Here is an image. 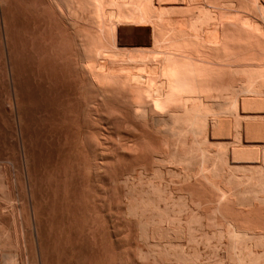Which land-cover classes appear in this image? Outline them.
<instances>
[{
  "label": "rangeland",
  "instance_id": "obj_1",
  "mask_svg": "<svg viewBox=\"0 0 264 264\" xmlns=\"http://www.w3.org/2000/svg\"><path fill=\"white\" fill-rule=\"evenodd\" d=\"M34 1L36 2V3H34ZM51 1H53V2H51ZM78 1V3H84V5H88V6H84L85 8H86V11H87V13H86V11H85V14H87V15H89V16H91L92 18H93V20L95 19L96 20V18H97V16H98V14L99 13H102L107 7H108V5H107V7H106V4H107V2H103L102 0H100L102 3V9H103V11H102V9L100 10L101 12H99V8H101L98 4L100 3H98V0H97V4L95 3V1L94 0H81V2H79L80 0H77ZM88 1V2H87ZM92 2V4H91V7L93 8V9H90L91 7L89 6L90 5V3ZM108 1V0H107ZM132 1V0H131ZM142 1V0H141ZM144 2H146L145 0H143ZM148 2H146V3H144V2H137L136 0L135 1H132L131 3H140L139 5H143L144 6V4H145V7L147 8L146 10L143 8V6L142 7H140L139 5H137L136 7H137V9L140 7V8H142V10L143 11H146L147 12V10H150L149 8L150 7H154V8H152L153 10L155 9V6H156V2H155V0H153V2H154V4L152 5L151 3H153V2H151L150 0H147ZM150 1V2H149ZM38 2H40V3H38ZM43 2H45V0H42V1H40V0H0V213H1V210L2 209H4V206H5V208L7 207V209H5L7 212H8V214H9V216L12 214V216L14 215V214H16V209L17 208H15V204L17 203H15L14 201V199L13 198H11V197H9V194L10 193H12V192H14V188H16V190H17V193H20L19 195H22V193L20 192V190L19 189H21L22 188V185H23V182H25L26 183V179H25V176H26V174L25 173H28V180H29V184L31 185V187H30V191H32V195H34L33 196V198L35 197V198H37L38 200L37 201H41V199H42V203L44 202L43 200H45V202L47 203V201H49V204H46L45 202V205H50L49 207H51L52 208V206H53V208L56 210H54L55 211V213H57V215H59L58 213L59 212H61L60 213V215L62 214H64L65 215V213L61 210H59V207L61 206L62 207V204H64V206H65V208L64 207H62V209H64V211L67 213V209L69 208L68 206H66V205H69L70 206V204H69V202L71 203L73 200H74V198L75 197H77V198H79V196L81 195L82 197H83V195H84V197H83V199H84V203H82L83 205H80V203L82 202V198H81V201H80V199L78 200L79 202H76V200H77V198H75L76 200H74V202L71 204V206L73 205V204H75V202H76V207H77V205L80 207V209L78 210V212L80 213L83 209H85V208H87L85 211H87L86 212V214H85V216L87 217V220H90L92 217H94V216H92V215H95L96 217H94V219L96 218L97 219V217L99 218V219H97V220H99V221H96V223L98 222H100V220H101V222H100V224L101 225H99V224H97V226H100V228H98V229H100V233H99V235H97V233L99 232L98 231V229H97V226H96V223H95V220H94V224H95V226H94V224H92V222L91 221H89V222H91V225L92 226H94V228L92 227V231L94 230H97V231H95L94 233H95V235H93L92 233L93 232H91V225H90V227L88 226V225H86L87 223H84L85 225H86V228L88 227L89 229H90V232H91V234H89L90 236H96L97 235V237H94V241L90 238V236L87 234V233H89V230H87V232L85 233L84 232V234L85 235H83V233H82V235L84 236L83 238H81L82 236H80L81 234L80 233H74V230H75V228H73L74 230H72V226L73 227H76V229L77 228H79V229H81L80 230V232H83L84 230H82V229H84V227L83 226H85V225H83V223L80 221L79 222V220H81V219H77L76 221L78 222V224L80 223L81 225H83L81 228H80V226L81 225H79V227H77L78 225H77V223H76V221H75V219H74V222H75V225L76 226H74V224L71 222H69L68 221V219H70V218H68L67 219V221L69 222V224H71L70 225V227H68L67 225H69V224H67L66 222H65V220H66V218L68 217V215L71 217V219L70 220H73V218L76 216V214L74 213V211L76 210L75 208H74V211H73V213H74V217L72 218V214H67V217H66V215L64 216L63 215V217H65V220L64 219H62L61 220V222H64V227L62 228V226H61V224H60V226H61V228H62V232L64 233V232H67L68 233V236L67 235H64V234H62V232H60V234H61V236L60 235H58L59 234V231H60V226H59V223H61V222H59L57 225H58V229L59 230H56L55 232H57V233H55V232H53L52 230H55V228L57 227V225L56 226H54V228L53 229H51V226H53V225H55L54 223H52L54 220H55V217H54V215H56L55 213H53V214H51L50 213V215L52 216L53 215V217H54V220H52V222L51 221H49L50 220V218L52 219V217L50 216L49 217V219H47L48 217H47V215H48V213H46L44 216L45 217H47V218H45V217H43V218H40L41 219V221H42V219H43V221L47 224V226L48 227H46L45 228V230L48 228V230H49V232L50 231H52L51 232V234L50 233H48V234H46L45 235V232L40 228L42 225H41V223H43V222H40V224H39V232H40V236H41V234H43L41 237V239H42V242H45L46 243V248L49 246L50 248H52V246L54 247L55 245L56 246H58V247H60V245H61V243L63 242V241H66V242H63V243H67L68 242V244H66V246L68 245V246H72L71 244H70V241H72L73 240V238H74V236H76V235H72V233H74V234H77V236H76V238H77V240H82V241H86L85 243H87V244H83L82 242H80V248H82V250L79 248V242L76 240L75 241V239L73 240L74 241V243L73 244H75V245H73L74 247H76V248H74L73 246H72V248L70 249V248H67L66 249V253H64V249L66 248L65 247V244H63L64 245V249H63V247L61 248V249H58V247H57V249L54 247V248H52L51 250H49V251H51V252H53V251H55L53 254H55L58 250H59V252H57V253H60L61 252V254L63 255V254H66V255H68V254H70V253H72L73 251V253L75 254H80L79 256H80V259L82 258V256L84 255V254H86V253H88V254H86L87 255V257H84V259L85 258H87V259H85V262H87V264H91L93 261H94V259H91V256H89V255H92V257L93 258H95V256H96V259L98 258L99 260H100V258H101V260L100 261H98V260H96L95 259V261H97L98 262V264H99V262H102V263H100V264H218L219 263V260H220V263H222V261H223V263L224 264H229L228 262H229V257H225V255H226V253H222L223 251L224 252H230L229 250H225L226 248H228V249H231L230 248V245L228 246V240H227V238L226 237H224L220 242H217L215 239L214 240H212L211 241V243H210V245H211V247H210V245L208 244L207 246L208 247H206V245H200L201 243L199 242V243H188L187 241H186V239H178V240H180V241H173L174 243L171 245V247H166L167 249H165L166 251H164L165 252V254L166 253H168V252H170V251H172V252H170V253H168L167 255H165V254H163V256H165V257H163V256H160L161 257V260L159 259V257L158 258H156V260L154 259L155 257H153L152 256V254L154 253V252H157V251H154V250H156V248H152L153 250H152V252L150 251L151 250V248H150V246L148 245V243L147 242H145V240H147V238H146V236H145V226H144V228L142 227L143 225H139V223L138 222H140L141 220L142 221H145L144 219H145V217H143V219H141L140 217H142V216H137V217H135V219H134V216L132 217V215H130V218H129V215L127 214V211H126V209L124 210V208H126L125 207V205L127 206V202H128V205L129 204H133L132 202H130V201H127V200H132V198H134V197H136L135 198V200H137L138 198H137V196L135 195V194H137V191H136V193H134V195H132V198H131V195L130 194H132V191L131 190H133V189H130V187H129V190L130 191H127V194L128 195H126V193H125V190H127L128 189V187L126 188V187H120V185L121 186H124L123 185V183H120V182H124V179L125 180H129V179H133V177H134V179L136 180V179H138V177L140 178V175L143 177H147V179H149V180H153L154 178H156V179H154V181H152V182H154L155 183V181H156V183L157 184H159V182L161 181L162 182V184H164V185H168V189L169 190H171V189H173V190H171V192L173 191V192H175V195L173 194V192H172V196H173V198H174V196H175V201L177 202L179 199L181 200H183V201H186V203H184L186 206H188V204H189V206L187 207L188 208V210H193V211H190V212H193L194 214H196V215H198V214H202V213H205V215L208 213V216H210V214L209 213H211V216H213L214 218H215V216L213 215V213L214 212H224V213H228L229 215H238V213H239V215L241 214H246V215H252V214H256V216L255 215H252V216H255V217H257V215H258V217L259 216H263L264 215V190H262L263 189V184H259L258 182H254L255 184L253 185V186H250V185H252L253 184V181H250V182H252V183H250V185L248 186H245L244 184L245 183H241V182H246V181H248V180H246L249 176L248 175H250L251 174V172L252 171H255V170H252V168H250L249 167V169H251L252 171H248L247 169H245L247 166H252V165H250V164H245V163H241V164H236V163H232V162H230V160H228L229 159V155L227 154L228 153V149L232 146V145H238V144H241L242 143V140H245V139H247V137H246V135L243 133V131H242V124H248V122H251V124H255V125H258V126H262L261 124H263V126H262V128L264 127V113H262L264 110L263 109H260L261 107H260V104L259 105H257L258 107H259V110H258V113L259 112H261L260 114H258V113H256V114H253V113H255L254 111H256L257 112V110L255 109V107L256 106H254V108L252 109L253 110V112L251 111V112H249L250 111V109H251V107H245L246 109H245V111L246 112H243V111H240L239 110V107H238V105L236 106V101L238 100V99H240V98H242V96H239V95H242V92H244V87H243V85L242 84H244L243 82H244V80H245V76L243 75V72H242V68H240V67H237L236 69H235V67H233V68H229V71H228V69L227 70H225L226 71V73H224L223 72V76L221 77L220 76V78H218L217 77V79H214V81L211 83V84H209L208 86H206L205 84H200L199 85V83H198V81H197V79L195 78V76L193 75V74H191V73H187V71L189 72V69L187 70L186 68H187V65H184V66H186V68L184 67V69H185V72H182V71H184V69H180V70H178L177 68H176V70H175V68H173L174 66L175 67H178L179 68V66H178V64H177V66H176V64L174 65V66H172V63H170V59H172V61H174V57H176L177 58V56H171L170 55V57H172V58H169V57H167V58H169V59H165L164 58V60L166 61L167 60V62L169 61V64L168 63H166L164 60L163 61H161L162 59H161V57H159L158 59H160V60H156V57H158V56H156V55H158V53L155 51L156 49H154V50H152V51H155L154 53H156V54H154L153 52L151 53V54H142V53H140V55H143L142 57L143 58H145V57H147L148 55H152V54H154L153 56L155 57V61H160L163 65H164V62H165V64L167 65L168 64V66H167V68H169L168 70H169V72H167V68H166V65H164V68H163V70H162V72L163 71H165V72H167L170 76L169 77H167L168 75H166L165 76V74H167V73H162L161 71H160V69H159V67H157V65L158 66H161L162 67V65L160 64H158V62H156L157 64H155V61H154V64H155V66L158 68V69H156V67H154V64L151 66V64H152V58L151 57H153V56H151L150 58H148L149 60H148V63H149V65H150V69H149V72L148 71H146V70H144V71H146L147 73H149L150 74V76H149V79H150V77L152 76L153 78H151L152 79V81H151V79H150V81H151V83H152V85L155 83V81H156V85L154 84L153 86L151 85V83H150V81H149V79H148V77H147V79H148V81L146 80V77H145V85H146V83L148 82V84L147 85H149L150 84V86H148L149 88H143V86H142V84H140L139 86H136V87H139L140 89H136V87H135V85L134 86H132V87H134V88H132V87H130V89H128V88H126V87H109L108 88V86H104L105 88L107 87L108 88V90L107 89H105L104 87L103 88H101V91L103 90V93L105 92V94H104V96L106 97H104L103 99H101L100 98V100L101 101H103L104 100V102L105 103H101V101L98 99V97L96 96L95 98H94V93L96 94V91H94L95 89H98V88H95L96 86L94 85H91V83H88V82H86V79H85V76L83 77V75H82V77H81V74H79V71H78V73H75V74H72V73H74L75 71H74V64H76L77 62H78V58H79V54L77 55L76 54V56H75V54H74V52L76 51V50H74L73 48H75V47H77V46H75V45H77V43L79 42V40H78V37H77V32L79 31V29L80 28H78L77 26H75V21H77V19H79V18H77V17H80L81 15V12L83 11V9H81V11L79 10L80 8H82V7H80V4H79V7H78V5H77V2H76V0H75V2H74V0H57V1H55V0H48V2H45L44 4H47V6L46 7H48V5H50V4H56V5H58V9H60V10H64L65 8L66 9H68V10H70L69 11V14L71 15V17L73 16L74 18H75V14H76V11H78L77 13L80 15V16H78V14H77V16H76V20L74 21V23L71 21V20H68V19H70L69 18V16H68V19H67V17L65 18V19H63V17H61L60 15L59 16H57V17H55V18H52V17H54V16H52L51 17V13L50 12H48V10H50V9H46V7H44L45 5L43 4ZM51 2V3H50ZM57 2V3H56ZM60 2V3H59ZM72 2H74V4H76V6H75V9L73 8L74 6L72 5ZM121 2V5L124 3V0H121V1H119V3ZM123 2V3H122ZM67 3H69V4H67ZM103 3H105V5L103 4ZM128 3V0L124 3V4H127ZM135 3V4H136ZM142 3H144V4H142ZM40 4V5H39ZM42 4V5H41ZM129 4V8H127L126 7V5H125V8L124 9H126L125 11H124V9H122L121 7H118L119 9H117V7H116V9H117V11L118 12H120V13H122L123 11V13L125 14V12L126 11H128L129 12V10L131 11V13H133L132 12V8H133V6L135 7V4H130V2L128 3ZM146 4H148V7H147V5ZM149 4H151L152 6H149ZM44 5V6H43ZM68 5H69V7H68ZM72 5V6H71ZM94 5H95V8H94ZM97 5V6H96ZM131 5H133V6H131ZM35 6V7H34ZM36 6H38V7H36ZM67 6V7H66ZM71 6V7H70ZM99 6V7H98ZM103 6L105 7V8H103ZM110 6V5H109ZM117 6H118V4H117ZM139 6V7H138ZM40 7V8H39ZM96 7H98V9L94 12V9H96ZM131 7V8H130ZM36 8V9H35ZM42 8H43V10H42ZM46 10H45V9ZM49 8V7H48ZM73 10H72V9ZM85 8H84V10H85ZM111 8V7H110ZM139 8V9H140ZM88 9V10H87ZM115 8H114V6H113V9H110L109 10V8H107L106 10H107V12H109V14L105 11V12H103V19H104V16L105 15H109V18L112 20L113 19V17L114 18H117L116 17V14L118 13L117 11V13L115 14V13H113V11L115 12V10H114ZM129 9V10H128ZM139 9H138V11H139ZM150 10V12L149 13H151V14H153V15H151L152 17L154 16V19L156 20V16H157V14L156 13H158L157 11H154V12H151V11H153V10ZM75 10V11H74ZM91 10V11H90ZM109 10V11H108ZM123 10V11H122ZM176 10V9H175ZM175 10H174V14H176V15H173V16H175L174 18L177 20V18H180L181 19V17H178V16H181V14H178V12L180 11V10H176V13H175ZM39 11V12H38ZM80 11V12H79ZM89 11H90V13H89ZM110 11H112V12H110ZM133 11H134V13L137 11H135L134 10V8H133ZM178 11V12H177ZM41 12H42V14H41ZM44 12H48L47 14L45 13L44 14ZM62 12V15L64 14V12L63 11H61ZM74 12H75V14H74ZM94 12V13H93ZM128 12H126V14H127V16L128 17H130V15H132V14H130V12H129V14H128ZM156 12V13H155ZM182 12V11H181ZM4 13V14H3ZM98 13V14H97ZM119 13V14H120ZM138 13V12H137ZM137 13H135L136 15H138L139 16V14H137ZM155 13V14H154ZM161 13V11L158 13V17L161 15L162 16V14H160ZM180 13V12H179ZM38 14H39V16H38ZM73 14V15H72ZM82 14H83V12H82ZM93 14V15H92ZM96 16H95V15ZM110 14H112V16H113V14L115 15V16H113V17H111V15ZM119 14L117 15V16H119ZM125 14V15H126ZM135 14H134V16H135ZM165 14L167 15V13H165V11H164V17L163 18H165L166 16H165ZM37 15V16H36ZM44 15H48L47 17L46 16H44ZM124 15V16H125ZM42 16H43V18H42ZM49 16H50V18H49ZM65 16V15H64ZM123 15L121 14L119 17L121 18ZM133 16V15H132ZM132 16H131V18H132ZM176 16H177V18H176ZM2 17V18H1ZM95 17V18H94ZM101 19H102V17L101 16H99ZM98 17V18H99ZM106 17V16H105ZM156 17V18H155ZM46 18V19H45ZM50 19V24H49V19ZM97 18V20L95 21V22H99L100 20V18L98 19ZM108 18V17H107ZM136 17H134V19H135ZM163 18H161L162 19V21L164 22V20L166 21V19H164L163 20ZM167 18V17H166ZM52 19H55V20H53L54 21V23H52ZM59 19V20H58ZM118 19V18H117ZM117 19H115L116 21H117ZM158 19V18H157ZM43 20V21H42ZM62 22H61V21ZM67 20V21H66ZM99 20V21H98ZM114 20V19H113ZM114 20V21H115ZM136 20V19H135ZM160 20V19H159ZM179 20V19H178ZM57 21V22H56ZM68 21H70V22H68ZM80 21V20H79ZM157 21V20H156ZM161 21V22H162ZM36 22V23H35ZM41 22V23H40ZM62 24H61V23ZM65 22V23H64ZM162 22V23H163ZM46 23V24H45ZM58 23V24H57ZM158 23H160V21H158V22H156V25H158V26H160V24H162V23H160V24H158ZM165 23V22H164ZM163 23V25H161L162 26V30H164V29H167V28H165L164 27V25L166 26V24H167V22H166V24H164ZM59 24L61 25V27H63L64 29H65V31L67 30L69 33L70 32H72L73 34H74V32H76L75 34H74V37L76 36V40H74L75 38L72 36V33H70V35L71 36H68L69 35V33L67 34V33H64V32H60L59 30H61V29H63V28H61V27H59ZM64 24H66V25H64ZM72 24H74V25H72ZM3 25V26H2ZM56 25V26H55ZM63 25V26H62ZM71 25V28L73 29L74 27L73 26H75V29L76 28H78L77 30H75V29H73V30H75V31H72V29L69 27L68 28V26H70ZM43 26H44V28H43ZM58 26V30H57V27ZM66 26V27H65ZM158 26H156L157 28H160V27H158ZM47 27V28H46ZM163 27H164V29H163ZM167 27H168V25H167ZM59 28H61V29H59ZM35 29V30H34ZM54 29V30H53ZM68 29H71V31L70 30H68ZM37 30V31H36ZM41 30H43L42 32H41ZM153 30H154V32L152 31V32H150L149 31V33L148 34H150V38H152V39H148L149 37H146V35H147V33H143V32H141L140 33V31L141 30H136V32L135 33H133L134 35H131V40L130 41H132V43H138V40H140L139 39V37L141 38V40L143 41V40H145L146 38V42H142V41H139V44L137 45V46H140V42H141V46H143V47H146L148 50L150 49V48H154V46H156V48H157V45H163L164 46V48H167L169 45H170V48H171V46H172V40H170L171 41V43H170V41H169V39L167 40L166 38H169V36L168 37H166L167 36V34L165 35V39H163L165 42H166V40H167V43H168V41H169V43H168V46H167V43H166V45H165V43H164V41H162V39H161V37L162 36H160L159 37V34H161V28L160 29H158V31H160V33L158 34V37H155V36H157V34L156 33H158V31H155L156 29L155 28H153ZM61 31H64V30H61ZM133 31H135V30H133ZM132 31V32H133ZM38 32V33H37ZM56 32V33H55ZM146 32V31H145ZM164 32H165V30H164ZM49 33V34H48ZM60 33V34H59ZM63 33V34H62ZM140 33V34H139ZM162 33H163V31H162ZM58 34V35H57ZM64 34H67V36H66V39H65V35ZM138 35V38L137 37H135V35ZM152 34H155V35H152ZM55 35V36H54ZM63 36V37H61V38H59L58 36ZM139 35H143V37H141V36H139ZM145 35V36H144ZM163 35V34H162ZM44 36H46V37H44ZM49 36V37H48ZM148 36V35H147ZM57 37V38H56ZM73 37V38H72ZM144 37H146L145 39H144ZM5 38H6V40H5ZM69 38V39H68ZM70 38L72 39V40H74V41H76L77 42V40H78V42L76 43H74V41H72V40H70ZM134 38H136V39H134ZM155 38H158V40H161L162 42H163V44L160 42H156V41H154L155 40ZM160 38V39H159ZM47 39V40H46ZM54 41H53V40ZM57 39H58V42H57ZM62 40V42H60L61 40ZM64 39H65V41L66 42H64ZM68 39V40H67ZM134 39V40H133ZM60 40V41H59ZM151 40V42H149ZM56 41V42H55ZM137 41V42H136ZM47 42H49L50 44H48ZM65 44H64V43ZM69 42H73L72 43V45L73 46H75V47H73ZM155 42V43H154ZM58 43V44H57ZM62 45H61V44ZM67 43H68V45H67ZM142 43H149L148 45L146 44L145 46H144V44H142ZM158 43V44H157ZM173 43H174V41H173ZM61 45V47H60V45ZM156 44V45H155ZM45 45V46H44ZM50 45V46H49ZM54 45V46H53ZM58 45V46H57ZM134 45V44H133ZM159 45V46H160ZM177 44H174V46H176ZM34 46V47H33ZM134 46H136V44L134 45ZM136 46V47H137ZM140 46V48H142ZM150 46V47H149ZM166 46V47H165ZM174 46L170 49L169 48V51H171L172 52V50H173V52H175L176 50L175 49H177V47L174 49ZM65 47V48H64ZM71 47V48H70ZM8 50H7V49ZM51 48V49H50ZM52 48H53V50H52ZM66 48H68V49H66ZM70 48V49H69ZM37 49V50H36ZM62 49V50H61ZM76 49V48H75ZM78 49V48H77ZM47 50H48V53H47ZM56 50H58V51H56ZM66 50V51H65ZM67 50H69L68 52H71L70 50H73V52H71V53H68L67 52ZM151 50V49H150ZM175 50V51H174ZM52 51V52H51ZM56 51V52H55ZM63 51V52H62ZM78 51V53H79V49L77 50ZM167 51V50H166ZM169 51H167V52H169ZM179 51V50H178ZM61 54V52H62V55H60L59 53ZM64 52H67L66 54L64 53ZM80 52H81V50H80ZM171 52H169V53H171ZM172 52V53H173ZM50 53V54H49ZM64 53V54H63ZM171 53V54H172ZM175 53H177V52H175ZM45 54V55H44ZM53 54V55H52ZM74 55V57L72 56V55ZM52 55V56H51ZM67 55V56H66ZM69 55H71V57H73L74 58V60H73V58L71 59V57H70V60H68L69 59ZM167 56H168V54H166ZM166 55H165V57H166ZM10 56V57H9ZM18 56V57H17ZM33 56V57H32ZM50 56H51V58H50ZM55 56L57 57V58H55ZM60 56H63L62 57V59H61V57ZM64 56H66L67 57V59H66V57H65V59H64ZM78 56V57H77ZM49 57V58H48ZM77 59H76V58ZM139 57V56H138ZM10 58V59H9ZM52 58H53V60H55V62L52 60ZM55 58V59H54ZM58 58H60V60L58 59ZM163 58V57H162ZM49 59V60H48ZM63 59L65 60L64 62H63ZM10 60V61H9ZM37 60V61H36ZM46 60V61H45ZM67 60H68V63H67ZM71 60H73V61H71ZM177 60V61H176ZM175 61L176 62H178V61H180V67H182L183 65H182V63H185V62H183L182 60V58H181V60H179V57H178V59H176ZM58 61V62H57ZM149 61H151V64H150V62ZM171 61V62H172ZM174 61V62H175ZM182 61V62H181ZM45 63V62H49L48 64L47 63H45L44 65H43V63ZM52 62H54V63H52ZM65 63V65L63 64V68H61V64L59 65V63ZM71 62H73V63H71ZM75 62V63H74ZM145 62H147V59L145 60ZM173 62V63H174ZM175 62V63H176ZM50 63H51V70L50 69H48V66H50ZM58 63V64H57ZM73 64V65H71V64ZM52 64H56V65H52ZM144 65H145V63H143ZM170 64H171V66H170ZM45 65H47L46 67H45ZM69 67V66H72V68H70L71 69V72L72 71H74V72H67V70H70L69 68L67 69V66ZM103 66H105V68L104 69H106V65H108L107 63L105 64V62L102 64ZM148 65V66H149ZM58 66H60V68L58 67ZM141 65L139 64L138 65V67H139V69L141 68V67H143V66H141ZM170 66V67H169ZM255 66H257V65H255ZM36 67V68H35ZM56 67V68H55ZM66 67V69L67 70H64V68ZM152 67L154 68L153 69V71H152ZM160 67V68H161ZM258 68H261V69H264V66L262 67V66H257ZM257 67H255V68H257ZM11 68V69H10ZM45 68H47V69H45ZM50 68V67H49ZM54 68V69H53ZM58 68H59V70H58ZM100 68L101 69H103V67H101V65H100ZM108 68H109V66H108ZM144 69H146L147 68V65H145L144 67H143ZM166 68V69H165ZM171 68H173V69H171ZM44 69V70H43ZM138 69V68H137ZM139 69L137 70V73L138 74H140V71H139ZM165 69V70H164ZM47 70H50V72L51 73H54L55 75H53L52 74V76L53 77H55V76H57V80H55V79H53V80H51L53 77L51 76V73L49 72V71H47ZM141 70V72H143L142 70L143 69H140ZM147 70H148V68H147ZM157 70H159V71H157ZM171 70V71H170ZM174 72H173V71ZM182 70V71H181ZM187 70V71H186ZM238 70V71H237ZM45 71H47V72H45ZM57 71V72H56ZM60 71H63L62 73L60 72ZM65 71L67 72V73H65ZM158 72V73H160L159 75H160V77L158 76V73H156V72ZM228 71V72H227ZM146 72H143L144 74H140L142 77H144V75L146 76L147 75V73ZM151 72H153L154 74H156L155 76H154V74L152 73L151 74ZM176 72V73H175ZM179 74H178V73ZM182 72V73H181ZM191 72V71H190ZM38 73V74H37ZM46 73V74H45ZM57 73V74H56ZM58 73H60V74H58ZM174 73H175V75L177 76L176 78L175 77H173L172 75H174ZM187 73V75H185ZM69 74V76L67 77V75ZM164 74V75H163ZM172 74V75H171ZM46 75H48V77L46 76ZM65 75V80L67 81V79L69 80V81H67V83H66V81H64V80H62L63 79V76ZM73 75V76H72ZM75 75V76H74ZM182 75V76H181ZM220 75H222V74H220ZM60 76H62V79H60L61 77ZM78 76V77H77ZM156 76H158L160 79H158ZM161 76H163L165 79H163L162 80V78H161ZM179 76V77H178ZM183 77L182 79H181V77ZM66 77H67V79H66ZM77 78V79H79L80 78V80L82 79V78H84L83 80H84V82L86 83V85L87 86H85L84 85V83H83V85L85 86H82V84H80V83H78V81L80 82V80H76V82H75V79H73V78ZM155 77H156V79H155ZM169 79V78H175V80H171V79H167V78ZM42 78V79H41ZM47 78V79H46ZM60 79V80H59ZM70 79H71V81H70ZM72 79H73V81H74V85L72 84ZM35 82H34V81ZM40 80V81H39ZM47 80V81H46ZM158 80V81H157ZM161 82H160V81ZM164 80H166V81H164ZM39 81V82H38ZM50 81V82H49ZM62 81V82H61ZM34 82V83H33ZM54 82H57V83H55L54 84ZM65 82V85L63 86V84L62 83H64ZM69 82V83H68ZM83 81H81V83H82ZM32 83V84H31ZM61 83V84H60ZM75 83H76V86H75ZM78 83V84H77ZM89 85H88V84ZM40 84V85H39ZM49 84H51V86L49 85ZM54 84V85H53ZM68 84V85H67ZM71 84V85H70ZM160 84V85H159ZM36 85V86H35ZM37 85H38V87H37ZM43 85V86H42ZM57 85H59V86H57ZM67 85V87L69 86V88H67V89H71L70 91H68L67 89H66V86ZM40 86V87H39ZM55 86V87H54ZM62 86V87H61ZM72 86V87H71ZM73 86H75V89H76V91H75V93H77L78 91H77V89H80V88H82L81 90L84 92H82L81 90V93H80V91H79V95H78V93L77 94H72L73 92H74V87ZM79 86V87H78ZM81 86V87H80ZM90 86V88H88ZM154 87V88H152V87ZM155 86H157L156 88H155ZM45 87H47V88H45ZM50 87V88H49ZM59 87H61V89L59 88ZM76 87H78V88H76ZM84 87V88H83ZM147 87V86H146ZM160 87V88H159ZM46 90H45V89ZM57 88V89H56ZM62 88H65V89H62ZM89 89L91 92H94V93H91L89 90H87V89ZM131 88L134 90V89H136V92L138 93V94H141L140 96L139 95H137V94H135V90L133 91V90H131ZM41 89V90H40ZM44 89V90H43ZM52 89V90H51ZM94 89V90H93ZM123 89V90H122ZM155 91H154V90ZM56 90V91H55ZM62 90H64V91H66V92H68L67 94H65L64 92H59V91H62ZM72 90H73V92H72ZM86 90L87 91H89L88 92V94L90 95H88L87 93H86ZM99 90V89H98ZM97 90V91H98ZM107 92H106V91ZM150 90H152V91H150ZM100 91V90H99ZM129 91H133L134 92V96H132V98H133V100H132V98L131 97H126L127 95L129 96L130 95V93H133V92H130L129 93ZM149 91H150V93H149ZM161 93H160V92ZM44 92V93H43ZM50 93V95H49V93ZM126 92H128L129 94H127ZM143 92V93H142ZM144 92H147L148 93V95L147 96H155V95H157V96H163V99L164 100H162V99H159L160 100V103L161 104H159V100L157 99V101H155L154 103H152V100H151V103L149 102V104H147L148 105V108L150 109V111H149V113H148V110H144L143 112H146L143 116H148L149 114H151L152 116H154V117H156L157 119V121L155 120V118L154 117H151V116H148L149 118H143L142 116V119L143 120H145V121H148V122H145V121H143V120H141V118H139L138 117V115L136 116L137 117V120H141V121H143V127L142 128H144V125L146 124V123H149V126H148V124H147V126L145 125V128L146 127H148L147 129L148 130H150V133L154 130V132L156 131V133H157V129L155 128L156 126H158L157 128H159V124H161L160 123V121H159V124L157 123L158 122V120L160 119L161 121H163L162 122V124L160 125V128L161 127H163V129H169V128H171L172 126H173V121L175 120V118L177 117H182L183 115H184V110H186L187 108H189L190 106H192V104L193 105H196V104H194V102H192L193 100H197L198 101V103L199 102H201L202 103V105L203 106H205L207 109H209L210 111H211V114H209L208 115V119L209 120H212L213 122L215 121V120H217V124H218V126H219V128H220V126H221V124H222V126L224 127V129H222V131L220 130V131H218L216 134H217V136H219V134H223V136L222 137H217V136H214V137H209L210 136V134H212V131H210V133H209V135H208V132L206 133V134H204V133H202L201 135H192L193 136V138L194 139H197V141H202V140H206V142L208 143L207 144V148H208V155H206L207 154V152L204 154V156L206 157V159H208V160H206L205 159V157H204V159L203 160H201L200 158H199V156H201L200 155V152H199V156L197 155V156H195V157H192V155L190 156V153H189V156H183L182 154H180V153H183L184 155L186 154L185 152H187V150H184V147H185V143H186V146H187V143L189 144H191V140L193 139L192 138V136L190 135V137H189V135H188V137H187V135H185V137H187V138H184V136H183V138H184V141H186L184 144H182L181 146H177V144L178 145H180L181 144V142L183 143V138H181V142H178V143H176V146L177 147H175V145H173V144H175V143H172V142H174V140L175 139H177L176 137L174 138V136H171V138L169 137V135L167 134V135H165V137H163L164 138V140H165V142H166V144L163 146L164 148H161V149H163V150H161V152H160V149H155V148H159V143H160V140H161V138H158V136H160V135H158V133L156 134V133H154V135H152V137L153 138H151V139H153L152 141L153 142H158V146L157 147H155V148H153L155 145H153L154 143L152 142V141H150L149 139V137L147 136V138H149V139H145V141L147 142V140H149L148 142V144H150V143H152V144H150V146H149V148H145V146H147L146 145V143L143 141L142 142V139L143 138H140L139 136L141 135L139 132H141V131H139L138 133V135H135L134 134V136H131V134H130V136L128 135L129 133H136L137 132V130H142V128H141V125L140 126H138V128L140 127L141 129H138L137 128V123L135 122H133L135 125H136V131L135 130H132V132H131V130H130V128H133V127H135V125L133 126V125H131L132 124V122H131V124H130V122H129V120H130V118H131V113H129V114H131V115H129V114H127V116L129 117V119H128V117H127V120L125 119V121L127 122L128 121V123H129V125H130V127H127V128H129L128 130H123V128H125V126L123 125V124H128V123H123L122 124V120H124V118L126 117H124V118H122V117H120L119 116V119H117V116H118V114H115V115H117L116 117L114 116V113H113V115H112V113H111V109H112V112L114 111V112H116V111H118V112H121L120 110H121V108H122V104H125V105H127L128 104V102L129 101H136L139 97H142V94H145ZM154 92V93H153ZM155 92H158V94H155ZM59 93V94H58ZM62 93H63V95H62ZM82 93H83V95L84 94H87L88 96H86V95H84V96H86V98H84V96H82ZM91 93V94H90ZM126 93V94H125ZM153 93V95H151ZM80 94H81V96H80ZM108 94V95H107ZM159 94H161V95H159ZM70 95H72V97L70 96ZM77 95H78V97H77ZM132 95V94H131ZM130 95V96H131ZM164 95H165V98H164ZM58 96V97H57ZM64 98H63V97ZM65 96H66V98H65ZM75 96V97H74ZM136 96V99L134 98ZM147 96H145V95H143V97H147ZM260 98L262 99L261 101H263V103H264V88H262V90H261V93H260ZM69 97H71V102H73V103H71V102H69L70 101V98ZM83 97V98H82ZM108 97V98H107ZM68 98V99H67ZM78 98V99H77ZM90 99V100H88V99ZM91 98H94V100H95V102L97 101V100H99V101H97V103H95V104H100L99 106H96L95 104H94V100L93 99H91ZM127 98V99H126ZM131 98V99H130ZM62 99V100H61ZM83 99V100H82ZM87 99V101L85 102V100ZM97 99V100H96ZM125 101H124V100ZM129 99V100H128ZM135 99V100H134ZM58 100V101H57ZM77 100V101H76ZM79 100V101H78ZM82 100V101H81ZM91 100L93 101V102H91ZM108 100H110L109 102H111V100H112V103H108ZM64 101V102H63ZM85 102V104L87 105L86 107H85V105H84V102ZM113 101H115V102H113ZM120 101H121V103H120ZM127 101V102H126ZM197 101H196V103H197ZM52 103V104H51ZM55 103V104H54ZM67 103H69V104H67ZM91 103V105H89ZM92 103H93V105H92ZM120 105H119V104ZM192 103V104H191ZM71 104V105H70ZM75 104V105H74ZM101 104H102V106H101ZM109 106H108V105ZM261 104H262V102H261ZM61 105V106H60ZM80 106V108H79V106ZM89 105V106H88ZM106 105V106H105ZM111 105H114L113 107H114V110H113V107L111 106ZM153 106V107H151V106ZM70 106V107H69ZM91 106V108H88V107H90ZM105 106V107H104ZM111 106V107H110ZM117 106H120L121 108L119 109ZM124 106V105H123ZM128 106V105H127ZM231 106H235V108L234 109H231ZM77 107V108H76ZM96 108V109H94V108ZM117 107V108H116ZM258 107H256V108H258ZM263 108H264V106H262ZM86 108H88V109H90L91 111H92V109H94L95 111H92L93 112V114H91L90 112H87L88 110L86 109ZM248 108H249V111H248ZM59 109V110H58ZM66 109V110H65ZM85 109V110H84ZM117 109V110H116ZM124 109H128V107L126 108H123L122 109V111L124 110ZM69 112H68V111ZM98 110V111H97ZM110 110V111H109ZM116 110V111H115ZM126 110H124L123 111V115H125L124 113H125V111ZM261 110V111H260ZM57 111V112H56ZM66 111L68 112V114L66 113ZM73 111V112H72ZM79 111V112H78ZM83 111H86V113L85 112H83ZM77 112V113H76ZM96 112H97V114H96ZM107 112H109L108 114H107ZM88 114V115H83V114ZM117 113V112H116ZM127 113V112H126ZM142 113V112H141ZM141 113H139V116H140V114ZM67 114V115H66ZM73 116H71V115ZM109 114H110V116H109ZM121 114V116H122V112L120 113ZM143 114V113H142ZM146 114H148V115H146ZM258 114V115H257ZM64 117H62V116ZM75 115V116H74ZM76 115H79V117L78 116H76ZM81 115V116H80ZM59 116V117H58ZM85 116V117H84ZM89 116V117H88ZM100 116H101V118H100ZM112 116V117H111ZM249 116H251V118L249 117ZM40 117V118H39ZM74 117H76V118H74ZM92 117V118H91ZM108 117H111V118H108ZM132 117H133V119L135 118V116H133L132 115ZM150 117H151V120L153 121V122H151L149 119H150ZM55 118V119H54ZM83 118V119H82ZM107 118V119H106ZM116 118V119H115ZM120 118H122V119H120ZM139 118V119H138ZM159 118V119H158ZM23 119V120H22ZM49 121H48V120ZM72 119H74V120H72ZM78 119V120H77ZM94 119V120H93ZM101 121H100V120ZM133 119H131V120H133ZM136 119V118H135ZM20 120H22V121H20ZM62 120H65L64 122L62 121ZM75 120H77V121H75ZM81 120V121H80ZM89 120V121H88ZM99 120V121H98ZM103 120V121H102ZM116 120V121H115ZM130 120V121H131ZM52 121V122H51ZM72 121V122H71ZM92 121V122H91ZM106 121V122H105ZM156 121V122H155ZM24 122V123H23ZM57 122H59L58 124H57ZM63 122V123H62ZM68 122V123H67ZM71 122V123H70ZM82 122V123H81ZM95 122V123H94ZM102 122V123H101ZM124 122V121H123ZM138 123H141V122H139V121H137ZM151 122V123H150ZM21 123V124H20ZM40 123V124H39ZM42 123V124H41ZM64 123H66V124H64ZM75 123H76V125H75ZM99 123V124H98ZM152 123H153V125L154 124H158V125H154V126H152ZM210 123H211V121H210ZM48 124V125H47ZM53 124V125H52ZM55 124V125H54ZM60 124V125H59ZM73 125V127H72V125ZM95 124V125H94ZM122 124V125H121ZM142 124V123H141ZM17 125V126H16ZM41 125V126H40ZM64 125V126H63ZM71 127H70V126ZM80 125V126H79ZM86 126V129L84 128V130H85V132L84 131H82L83 130V126ZM49 126V127H48ZM55 126V127H54ZM61 126H63V127H61ZM84 126V127H85ZM131 126H133V127H131ZM152 126V128H150L149 129V127H151ZM40 127H41V129H40ZM68 127V128H67ZM81 127V128H80ZM118 127H119V129H118ZM123 127V128H122ZM156 129H154V128ZM22 128H24V129H22ZM47 128H49V129H47ZM66 128V129H65ZM72 128V129H71ZM120 128L122 129V130H120ZM144 128V129H145ZM159 128V129H160ZM225 128H227V129H225ZM56 129V130H55ZM135 129V128H134ZM143 129V130H144ZM147 129H145L144 130V133H142V134H145L146 132L145 131H147ZM151 129H152V131H151ZM24 130V131H23ZM59 130H61V131H59ZM81 130V131H80ZM119 130V131H118ZM142 130V131H143ZM13 131V132H12ZM34 131V132H33ZM65 133H64V132ZM78 131H80V132H78ZM123 131H125V132H123ZM129 133H128V132ZM263 131H264V129H263ZM262 131V137H263V139L261 140L260 139V141H255V140H247V141H249L248 143H242V146H244V147H242V149L244 148L245 150L247 149V150H251L252 149V146H253V148L255 147H257L256 148V150H258L259 148H260V146L262 145L263 146V144H264V132ZM67 132V133H66ZM120 132V133H119ZM122 132V133H121ZM227 132V133H226ZM22 133V134H21ZM35 133V134H34ZM44 133V134H43ZM55 133V134H54ZM63 133V134H62ZM80 133V134H79ZM84 133V136H86V140L88 141H86L85 140V138H84V136H82V134ZM147 133H148V131H147ZM146 133V134H147ZM159 133H160V130H159ZM225 133H226V135H225ZM13 134H16L15 136L13 135ZM21 134V135H20ZM77 134V135H76ZM156 134V135H155ZM215 134V133H214ZM76 135V136H75ZM78 135H80V136H78ZM128 135V136H127ZM149 135V134H148ZM151 135V134H150ZM21 136H23V137H21ZM136 136V137H135ZM143 136H145V135H143ZM142 136V137H143ZM154 136H157V138H155ZM260 136V137H261ZM24 137L26 138V139H24ZM57 137V138H56ZM82 138L83 139V141L84 142H82L81 140L79 141L78 139L79 138ZM238 138L239 140H235L236 138ZM42 140H41V139ZM76 138H78L77 140H75ZM172 138H173V140H172ZM192 138V139H191ZM243 138V139H242ZM73 139V140H72ZM157 139V140H156ZM186 139V140H185ZM191 139V140H190ZM193 139V140H194ZM26 140V141H25ZM55 140H56V142H55ZM58 140V141H57ZM95 140V141H94ZM140 140V141H139ZM144 140V139H143ZM180 139L178 138L177 139V141H179ZM189 140H190V142H189ZM50 141V142H49ZM117 141V142H116ZM122 143H121V142ZM138 141V142H137ZM176 141V140H175ZM176 141V142H177ZM188 141V142H187ZM233 141H235V143L233 142ZM237 141H241V142H237ZM77 142L79 143H81L82 142V144H77ZM112 142V143H111ZM135 143V145L133 146V145H131V143ZM237 142V143H236ZM20 143V144H19ZM23 143H25V144H23ZM46 143V144H45ZM68 143V144H67ZM76 143V144H75ZM85 143V144H84ZM127 143V144H126ZM128 143H130V144H128ZM141 143H143L142 145H141ZM168 143V144H167ZM180 143V144H179ZM249 143L251 144V145H249ZM71 144V145H70ZM90 146L91 145V147H89L88 145ZM92 144H94V145H92ZM101 144V145H100ZM140 145V146H136V145ZM246 144V145H245ZM22 145H23V147H22ZM76 145H77V147H76ZM81 145V146H80ZM87 145V146H86ZM126 145V146H125ZM143 145H144V147H143ZM167 145V146H166ZM236 145V146H237ZM250 147H249V146ZM46 146V147H45ZM48 146V147H47ZM65 146V147H64ZM70 146V147H69ZM82 146H84L83 148H82ZM100 146V147H99ZM119 146V147H118ZM131 146H133L132 147V149H131ZM147 146V147H148ZM183 146V147H182ZM190 146V145H189ZM248 146V147H247ZM261 146V147H262ZM26 147V148H25ZM33 147V148H32ZM63 147V148H62ZM76 149H75V148ZM81 147V148H80ZM95 147V148H94ZM139 147V148H138ZM151 147V148H150ZM188 147V146H187ZM17 148V149H16ZM25 150H24V149ZM32 148V149H31ZM69 148V149H68ZM73 148V149H72ZM155 149L154 151H153V149ZM174 148H176L177 149V152H175V150H174ZM183 148V149H182ZM186 148V147H185ZM189 148V147H188ZM188 148H186V149H188ZM249 148H251V149H249ZM254 148V149H255ZM48 151H47V150ZM75 149V150H74ZM92 149V150H91ZM128 149V150H127ZM137 149V150H136ZM145 149V150H144ZM149 149V150H148ZM174 150V152H172L173 150ZM33 150V151H32ZM39 150V151H38ZM78 150V151H77ZM99 150V151H98ZM115 150V151H114ZM123 150V151H122ZM126 150V151H125ZM148 150V151H147ZM157 150H158V152H157ZM260 150H262V149H259V151ZM23 151H25V152H23ZM58 151V152H57ZM79 151H81V152H79ZM102 151V152H101ZM180 151V152H179ZM182 151H184V152H182ZM221 151V152H220ZM27 152V153H26ZM51 152V153H50ZM72 155H69V153ZM72 152H74V153H72ZM118 152V153H117ZM128 152V153H127ZM151 152H153V154L151 153ZM155 152H157L156 154H155ZM31 153V154H30ZM85 153V154H84ZM114 153V154H113ZM150 153V154H149ZM178 153V154H177ZM219 153H222V154H224V158H226V163L224 162V163H222L221 161V163L219 162V160H218V164H217V160H216V158H217V156L219 155ZM57 154V155H56ZM60 154V155H59ZM180 154V155H179ZM197 153H194V155H196ZM75 155V156H74ZM79 155H81V157L79 156ZM82 155H84V156H86V159L84 160V156H83V158H82ZM135 155V156H134ZM147 155V156H146ZM151 155V156H150ZM156 155H160V157L159 156H157V157H159V159L161 158V161H162V159H163V162H165V164L162 162V164L160 163L161 161L160 160H154V156H156ZM177 155L178 156H180V158L182 157H184V159L182 160V158L180 159V158H178L177 159ZM63 156V157H62ZM66 156H67V158H66ZM95 156V157H94ZM141 156H143V157H141ZM153 156V157H152ZM162 156V157H161ZM173 156H175V157H173ZM26 157V158H25ZM33 157V158H32ZM65 157V158H64ZM69 157V158H68ZM78 157H80V159L78 158ZM149 157V158H148ZM188 157H192L193 159V163L191 162V160H188V161H190V162H188V161H186L185 160V158L187 159ZM14 158H15V160H14ZM63 158V159H62ZM70 158H73V159H70ZM74 158L76 159V160H74ZM78 158V159H77ZM88 158V159H87ZM145 158V159H144ZM153 158V159H152ZM176 159V160H174V159ZM194 158H195V160L196 161H194ZM228 158V159H227ZM13 159V160H12ZM82 159H83V161H82ZM89 159H91V160H89ZM93 159V160H92ZM130 159H131V161H130ZM134 159H136V160H134ZM148 159V160H147ZM171 159L173 160V161H171ZM188 159H191V158H188ZM6 160H9V161H13L14 162V164L16 165L17 163H18V165H20L21 167H22V172L24 173L23 174V176H24V181H22L23 179H21V178H19V176L18 175H15V174H17L16 172H10V170H8V169H10L9 168V164H7V162H6ZM16 160H18V161H16ZM49 160V161H48ZM61 160V161H60ZM71 162H70V161ZM141 160V161H140ZM143 160H144V162H143ZM179 160V161H178ZM183 161L184 162V164H182L181 163V161ZM186 162H185V161ZM206 160V161H205ZM225 160V159H224ZM28 161V162H27ZM76 163H74V162ZM79 161V162H78ZM81 161L82 162H84V163H81ZM109 161V162H108ZM4 162V163H3ZM65 162V163H64ZM85 162H86V166H85ZM94 162V163H93ZM125 162V163H124ZM131 162V163H130ZM154 162H156V164L154 163ZM157 162H159V163H157ZM171 162V165H169V163ZM173 162V163H172ZM179 162V163H178ZM188 162V163H187ZM5 164V165H3V164ZM67 163V164H66ZM80 163V165H78ZM98 163V164H97ZM102 163V164H101ZM128 163H129V166H130V168H129V166H128ZM134 163V164H133ZM220 163V164H219ZM2 164V165H1ZM30 164V165H29ZM60 164V165H59ZM64 164V165H63ZM83 164H84V167H83ZM138 164V165H137ZM176 166H175V165ZM182 164V165H181ZM190 164L192 165V166H190ZM223 164V166H221ZM258 164H259V161H258ZM257 164V165H258ZM260 164H262L261 162H260ZM259 164V165H260ZM68 165V166H67ZM71 167H70V166ZM75 165V166H74ZM120 165V166H119ZM133 165V166H132ZM137 166V170H136V166ZM157 165H159V166H157ZM161 165H162V167H161ZM241 167H243V168H241ZM246 165V166H245ZM257 165L255 164V166L253 165V168H261L259 165V167H257ZM6 166V167H5ZM29 166V167H28ZM56 166V167H55ZM59 166V167H58ZM73 166V167H72ZM82 166V167H81ZM89 166V167H88ZM131 166H132V168H131ZM157 166V167H156ZM216 166V167H215ZM226 166H227V168H226ZM263 166V165H262ZM1 167H2V169H1ZM42 167V168H41ZM86 167V168H85ZM94 167L96 168V169H94ZM119 169H118V168ZM144 168V170H143V168ZM158 167H160V168H158ZM229 167V168H228ZM241 169H240V168ZM264 167V166H263ZM5 168H7V169H5ZM97 168H98V170H97ZM123 168V169H122ZM135 168V169H134ZM190 168V169H189ZM225 168H226V170H225ZM33 169V170H32ZM81 169V170H80ZM83 169V170H82ZM130 169V170H129ZM135 170V172H134V170ZM159 169V170H158ZM161 169V170H160ZM230 169V170H229ZM231 169H233V170H231ZM264 169V168H263ZM1 170H3V171H1ZM68 170V171H67ZM71 170V171H70ZM85 170H88L87 172L89 173L88 174V178H87V173L85 172ZM133 172H132V171ZM171 172H170V171ZM223 170V171H222ZM228 170V171H227ZM246 170V171H245ZM77 171V172H76ZM89 171H91V172H89ZM137 171H138V173H137ZM139 171H140V173H139ZM158 171V172H157ZM160 171H162V172H160ZM164 171H167V172H164ZM2 172V173H1ZM67 172V173H66ZM74 172V173H73ZM101 172V173H100ZM127 172V173H126ZM145 172V173H144ZM146 172H147V174H146ZM154 172H156L157 174H158V176H159V178L162 176V178H157L158 176H157V174L155 173L154 174ZM170 172V173H169ZM176 172H177V174H176ZM188 172H189V174H188ZM248 174H247V173ZM69 173V174H68ZM78 173V174H77ZM86 175H85V174ZM113 173V174H112ZM127 175H126V174ZM129 173V174H128ZM131 173V174H130ZM132 173H134V174H132ZM162 173V174H161ZM168 175H167V174ZM173 173H175L174 174V176H172L173 175ZM226 173H228V174H226ZM231 173H232V175H231ZM13 174V175H12ZM83 174V175H82ZM138 174H140L139 176H138ZM154 174V175H153ZM184 174H187L188 176L190 175V174H193V175H191L190 176V179L191 180H188V182H193L192 183V185H190L191 183H185V182H187L186 180L187 179H185L186 177H184V176H186V175H184ZM195 174V175H194ZM253 174V173H252ZM30 175V176H29ZM58 175V176H57ZM86 177H85V176ZM91 175V176H90ZM95 177H94V176ZM101 175V176H100ZM124 175H125V177H124ZM130 175V176H129ZM131 175H132V177H131ZM137 176V178H136V176ZM15 176H17L18 178H15ZM71 176V177H70ZM72 176H74V177H72ZM90 176V177H89ZM115 176V177H114ZM150 176H151V178H150ZM154 176H156V177H153ZM187 176V177H188ZM192 176H193V178H192ZM207 177V178H209V179H211L212 181H213V188H210V187H208L203 181H205L204 179V177ZM7 177V178H6ZM70 177V178H69ZM92 177V178H91ZM94 177V178H93ZM102 177V178H101ZM105 177V178H104ZM128 177V178H127ZM131 177V178H130ZM146 177L143 179H141L142 180V182L143 183H145V181H147V179H146ZM149 177V178H148ZM6 178V179H5ZM63 178H64V180H63ZM96 178V179H95ZM100 178V179H99ZM123 178V179H122ZM13 179V180H12ZM21 179V180H20ZM90 179V180H89ZM95 179V180H94ZM99 179V180H98ZM113 179V180H112ZM159 179V180H158ZM198 179V180H197ZM79 180V181H78ZM85 180V181H84ZM88 180V181H87ZM96 180H98V181H96ZM102 180V181H101ZM123 180V181H122ZM144 180V181H143ZM166 180V181H165ZM176 182H178V183H180V184H182V185H180V184H176L175 183V181ZM183 180H185V181H183ZM193 180V181H192ZM199 180H201L202 182L200 183V181ZM7 181V182H6ZM12 181H14V182H12ZM75 181V182H74ZM84 181V182H83ZM95 181V182H94ZM116 181H118V183L116 182ZM159 181V182H158ZM164 181V182H163ZM168 181H170V182H168ZM172 181H174L173 183H174V187H172L173 185H170V183L171 184H173L172 183ZM195 181H199L198 183H200V185L198 184V183H196ZM3 182V183H2ZM9 182V183H8ZM57 182V183H56ZM74 182V183H73ZM117 184H115V183ZM166 182V183H165ZM194 182H195V184L197 185H195L194 184ZM8 183V184H7ZM14 183V184H13ZM75 183H77V184H75ZM168 183V184H167ZM247 183V182H246ZM258 183V184H257ZM262 183H264V181L262 182ZM19 186H18V185ZM83 184V185H82ZM86 184V185H85ZM178 185V186H176V185ZM188 184V185H187ZM202 184V185H201ZM204 184V185H203ZM9 185H11V186H9ZM15 186V187H13V186ZM69 185H71L70 187H69ZM75 185V186H74ZM76 185H78V187H76ZM111 185V186H110ZM119 185V186H118ZM5 188H4V187ZM27 187V184H24V187ZM33 186V187H32ZM83 186V190L81 189V187ZM85 186V187H84ZM100 186V187H99ZM177 188H176V187ZM194 186H195V188H194ZM205 186V187H204ZM9 187H10V191H9ZM21 187V188H20ZM72 187V188H71ZM74 187V188H73ZM80 187V188H79ZM87 187V188H86ZM118 189H116V188ZM120 187V188H119ZM183 187V188H182ZM194 189H193V188ZM203 187V188H202ZM260 187H262V188H260ZM34 188V189H33ZM63 188V189H62ZM78 188V189H77ZM86 188V189H85ZM104 188V189H103ZM124 190H123V189ZM181 189V190H178V189ZM196 188H198V189H196ZM201 188H202V190H201ZM210 188V189H209ZM248 188H250V190H248ZM26 189V188H25ZM61 189V190H60ZM81 189V190H80ZM112 189H114V190H112ZM187 189V190H186ZM208 189V190H207ZM3 190H7V191H3ZM56 190V191H55ZM85 190V191H84ZM115 190L118 192H115ZM136 190V189H135ZM168 190V191H169ZM194 190H195V192H194ZM260 190H262V191H260ZM9 191V192H8ZM25 191V190H24ZM28 191V195H27V193H26V195L27 196H29V190H26V192ZM72 191V192H71ZM77 191H79V192H77ZM104 191V192H103ZM181 191V192H180ZM190 191H192V192H190ZM197 191V192H196ZM38 192V193H37ZM45 192V193H44ZM83 192H85V193H83ZM91 192H93V193H91ZM9 193V194H8ZM16 193V192H15ZM72 193V194H71ZM79 193V194H78ZM96 193V197L98 196L99 197V202H98V198H97V203H99V206H100V204H101V206L100 207H102V205H103V207L100 209V207L99 206H97V207H95L94 205H92V204H90V203H92V202H90L91 200V196L93 195V194H95ZM101 193H103V194H101ZM107 195H105V194ZM117 195H116V194ZM130 193V194H129ZM190 193V194H189ZM66 194V195H65ZM77 194L79 195V196H77ZM87 194V195H86ZM222 194H224L225 195V198H226V201H225V199L224 198H221V196H222ZM3 195V196H2ZM36 195V196H35ZM41 195V196H40ZM56 195V197H54ZM89 195V196H88ZM106 197H105V196ZM122 195H125V196H122ZM192 196L191 198L190 197H188V196ZM2 196V197H1ZM53 196V197H52ZM68 196V197H67ZM70 196V197H69ZM80 196V197H81ZM85 196H87V197H90V198H86L87 200H85ZM116 196V197H115ZM120 196V197H119ZM134 196V197H133ZM67 197V199L66 200H70V201H65L63 198H66ZM122 197H124L123 199H122ZM128 197V198H127ZM139 197L141 198V196L139 195ZM180 197V198H179ZM182 197V198H181ZM7 198H9V199H11V200H13V202H11V200H10V202L12 203V205H11V203L9 204V199H8V201H6V199ZM34 198V200H36ZM68 198H70V199H68ZM112 198V199H111ZM131 198V199H130ZM176 198H178L177 200H176ZM40 199V200H39ZM47 199V200H46ZM59 199L62 201L61 203V205H59L58 207H57V205L59 204L58 202H60L59 201ZM63 199V200H62ZM3 200V201H2ZM90 200V201H89ZM104 200V201H103ZM121 200V201H120ZM124 200V201H123ZM181 200V201H182ZM191 200V203H189V201ZM220 200V205L219 206H216L215 204L218 202ZM2 201V202H1ZM63 201H65V202H63ZM85 201H89V202H86V203H88V206H87V204H86V206H85V208H83L84 207V205H85ZM95 201H96V199H95ZM117 201V202H116ZM126 201V202H125ZM132 201H134V199L132 200ZM182 201V202H183ZM4 202V203H3ZM8 202V203H7ZM119 202V203H118ZM125 202V203H124ZM180 202V201H179ZM181 202V203H182ZM188 202V203H187ZM8 204V205H6V204ZM37 203H38V205L39 206H41L40 208H38L39 206L37 205ZM35 202V204H36V206H37V208L38 209H41L43 206L41 205L42 203L40 202ZM44 203H43V205H44ZM58 203V204H57ZM67 203V204H66ZM78 203V204H77ZM117 203V204H116ZM121 203V204H120ZM1 204H5V205H1ZM125 204V205H124ZM197 206H196V205ZM10 205H11V208H10ZM91 205H92V207H91ZM98 205V204H97ZM120 205H121V207H120ZM122 205H123V207H122ZM194 205V206H193ZM199 205V206H198ZM82 206V207H81ZM118 206V207H117ZM196 206V207H195ZM206 206H207V208H206ZM61 207H60V209H61ZM68 207V208H67ZM91 209H90V208ZM94 207L95 208H97V209H94ZM115 207H116V209H115ZM190 207V208H189ZM199 207V208H198ZM13 208H15V209H13ZM44 208V207H43ZM42 208V210H40V212L41 211H43L44 209ZM47 208V209H46ZM50 208V209H51ZM53 208L51 209V211L53 210ZM67 208V209H66ZM71 208H73V207H70L69 209L71 210ZM89 208V209H88ZM10 211H9V210ZM49 208L48 207H46L45 206V210H48ZM66 209V210H65ZM69 209H68V212L70 213L71 211H69ZM99 209H100V212H99ZM44 210V211H45ZM59 210V211H58ZM81 210V211H80ZM93 210L95 211V212H93ZM97 210V211H96ZM101 210L103 211V212H101ZM109 210V211H108ZM111 210V211H110ZM120 210H121V212H120ZM44 211H43V213L41 214V215H43L44 214ZM50 211V210H49ZM49 211H47V212H49ZM53 211V212H54ZM58 211V212H57ZM84 211V210H83ZM90 211V212H89ZM195 211H197L198 212V214H197V212H195ZM206 211V212H205ZM250 211H251V213H250ZM63 212V213H62ZM76 213H77V211H75ZM97 212V213H96ZM100 213V215L102 216H100L99 215V213ZM124 212V213H123ZM190 212L189 213H187V212H182L183 213V215H180L179 217L181 218L182 216V218L180 219L181 221L182 220H186L187 218H185L187 215L186 214H190ZM247 212V213H246ZM11 213V214H10ZM89 213L91 214V216L89 215ZM103 213V214H102ZM124 215H123V214ZM234 213V214H233ZM259 213V214H258ZM82 214V216H84V212L83 213H81ZM81 214H77V216L80 218V215ZM122 214V215H121ZM184 214L186 215V216H184ZM56 215V216H57ZM59 215V217L57 216L56 218H59V220L61 219V217H62V215L60 216ZM87 215H89V216H87ZM127 215V216H126ZM205 215H203V217H202V219L204 220V221H201V223H203L204 224V226L206 227V229L204 228V231H206V232H209V233H211V232H213L215 229H214V227L212 226V224L210 223L209 224V222L207 221V219L206 218H204V216ZM240 215V216H241ZM144 216V215H143ZM207 216V215H206ZM205 216V217H206ZM239 216V217H240ZM62 217V218H63ZM91 217V218H90ZM212 217V218H213ZM46 220H45V219ZM138 218H140L141 220H137ZM115 219V220H114ZM129 219V220H128ZM206 219V220H205ZM134 220V221H133ZM47 221H49V222H47ZM57 221V220H56ZM115 221H116V223H115ZM138 221V222H137ZM142 221H141V223H142ZM183 221V222H184ZM51 222V223H50ZM55 222V221H54ZM88 222V221H87ZM89 222H88V224H89ZM109 222V223H108ZM135 222V223H134ZM53 224V225H50V224ZM67 225H66V224ZM123 223V224H122ZM130 223V225L128 226V224ZM132 223V224H131ZM138 223V225L137 226H135L136 224ZM73 224V225H72ZM134 224V225H133ZM209 226H208V225ZM260 223L259 222H257V224H252V222L251 223H248V224H245V225H243V227L241 228V229H238V230H250L251 232H253V231H256V232H258V231H262V232H264L263 230H264V228L262 227V226H260L259 225ZM9 225H11V226H8V229H9V233H11V229H12V224H9ZM49 225H50V229H49ZM207 225V226H206ZM256 225V227H254ZM44 226H46V225H44ZM44 226H42V228L44 229ZM67 226V227H66ZM103 226H104V228H103ZM121 226H125V227H121ZM127 226V227H126ZM141 226V227H140ZM102 227V228H101ZM121 227V228H120ZM130 227V228H129ZM137 227V228H136ZM138 227L140 228V229H138ZM219 227V226H218ZM220 227H222V226H220ZM251 227H252V229H251ZM260 227H261V229H260ZM67 228H68V230H67ZM86 228H85V230H86ZM87 228V229H88ZM96 228V229H95ZM141 228H142V231H141ZM210 228H212V229H210ZM248 228H250V229H248ZM57 229V228H56ZM66 229V230H65ZM69 229H71V231L69 230ZM218 229V228H217ZM263 229V230H262ZM65 230V231H64ZM78 230V229H77ZM144 230V231H143ZM212 230V231H211ZM253 230V231H252ZM47 231V230H46ZM72 232L71 234H70V232ZM76 231V230H75ZM79 231V230H78ZM41 232H44V233H41ZM97 232V233H96ZM102 232H104V233H102ZM198 232H201V231H197V233H195L196 235L195 236H198V235H200V234H202V233H199L198 234ZM217 232V231H216ZM216 232H214V233H212V234H216ZM223 232V234L225 235V232L224 231H222ZM247 232H249V231H247ZM47 233V232H46ZM52 233H53V235H52ZM250 233V232H249ZM255 233V232H254ZM258 233H261V232H258ZM54 234H57L58 236H56V235H54ZM66 234V233H65ZM70 234V235H69ZM80 234V235H79ZM86 234L89 236V239H91L90 241H88L89 239H87L88 237L86 236ZM49 237H51V238H49L48 239V236ZM72 235V240L70 239L71 236ZM102 236L101 238L100 237H98V236ZM145 236V239H144V236ZM45 236H47L46 238L48 239H43V237H45ZM54 236V237H53ZM55 236H56V239H57V241H55V239H53V238H55ZM68 238V239H70V241H68V239L66 238V237ZM78 236L80 237V238H78ZM87 238H86V237ZM59 237H61L62 239H63V241L61 242V238H59L60 239V242H58L59 240H58V238ZM64 237V238H63ZM70 237V238H69ZM198 237H200V236H198ZM197 237V238H198ZM12 238V237H11ZM96 238V239H95ZM99 239V241H98V239ZM51 239H53V240H51ZM83 239H85V240H83ZM50 240H51V243H48V242H50ZM11 242H12V239L10 240ZM72 241V242H73ZM183 241V242H182ZM186 241V242H185ZM56 243L57 242V244H54V243ZM71 242V243H72ZM76 242V243H75ZM96 243V242H100V244H101V246L99 245V243H96V244H94L95 245V247H96V245L98 244V252H99V255L101 254V257L100 256H98V254L96 253L97 251H94L96 248L94 247V245H90L91 243ZM249 242V240L247 241V244L251 247V246H253V244H254V240L251 242L252 243V245H251V243L249 244L248 243ZM48 243V244H47ZM59 243V244H58ZM78 243V244H77ZM82 243V244H81ZM92 243V244H93ZM175 243H177V245L175 244ZM187 243V244H186ZM228 243V244H227ZM53 244V245H52ZM175 244V245H174ZM188 244H190V245H188ZM194 244V245H193ZM215 244H217V246L215 245ZM220 244V245H219ZM50 245H52V246H50ZM81 245H82V247H81ZM84 245V246H83ZM88 245V249H87V252L85 251L86 250V248H85V246H87ZM89 245H90V249H89ZM149 246V247H147V246ZM189 247H188V246ZM67 246V247H68ZM172 246H173V249H172ZM176 246H177V249H176ZM191 246V247H190ZM194 246V247H193ZM196 246H198L197 248H196ZM214 246V247H213ZM219 246V247H218ZM91 247H92V250H93V252H94V254H95V256H94V254H93V252H89V251H92L91 250ZM100 247V248H99ZM212 247L214 248V249H216V250H214L215 252H213L212 250ZM226 247V248H225ZM49 248V249H50ZM75 249L76 250V252H75V250H73L72 251V249ZM78 248V249H77ZM85 248V249H84ZM176 250H175V249ZM81 250V252L80 253H77V251H80ZM84 249V250H83ZM96 249V250H97ZM169 249V250H168ZM172 249V250H171ZM182 249V250H181ZM212 249V250H211ZM219 249V250H218ZM62 250V251H61ZM67 250H70V251H67ZM168 250V251H167ZM252 250L255 252V253H260V252H262L263 250H264V243L262 244V245H260V246H256V247H253L252 248ZM47 251H48V249L46 250V253H45V255H49V253H47ZM48 251V252H49ZM149 251H150V253H149ZM154 251V252H153ZM182 251V252H181ZM196 251H197V254H199L198 255V257L197 256H195V257H192L190 254H192L193 252H195L196 253ZM200 251V252H199ZM205 251V252H204ZM51 252H50V255L52 256V257H54V256H56V255H58V256H61L60 254H56V255H52L51 254ZM70 252V253H69ZM82 252H83V254H82ZM173 252H175L176 254H178L179 256H177L175 253H173ZM184 252L186 253V254H184ZM209 252V253H208ZM216 252L218 253V252H220V254H216ZM72 253V254H73ZM90 253V254H89ZM143 253H146L147 255H145V254H143ZM207 255H206V254ZM215 254V255H218V256H214L213 254ZM68 255V257H70V258H73L72 256H74V258H75V255ZM187 254H189L188 256H187ZM210 254V255H209ZM47 255V256H48ZM66 255H64L65 257H66ZM85 255V256H86ZM171 255V256H170ZM177 256V257H174V256ZM205 255V256H204ZM47 256H45V260H46V258H47V263L46 264H50L51 263V261L53 260V261H55L56 260V258H59V257H56V258H53L52 259V257H51V259L52 260H50V257H47ZM64 256H61V258H59V261H61V262H53V263H51V264H62V262H63V264H66V263H64V260L65 261H67V260H69L70 258H68V257H64ZM142 256H145L144 258L142 257ZM146 256H147V258H146ZM152 256V257H151ZM181 256V257H180ZM182 256H184V257H182ZM202 256V257H201ZM222 256V257H221ZM227 256V255H226ZM78 256L76 255V258H77ZM88 257H89V259H91V261L88 259ZM100 257V258H99ZM152 259H151V258ZM170 257H171V259H170ZM180 257V258H179ZM186 257V258H185ZM191 257V258H190ZM197 257V258H196ZM76 258H75V261H74V259H73V262H72V260L71 261H67V264L68 263H70V262H72L71 264H75V262L77 263V262H79V264H85V263H83V260H80V259H78L77 258V260H79V261H77L76 260ZM142 258V259H141ZM163 258V259H162ZM168 258V259H167ZM174 258V259H173ZM189 258V259H188ZM196 258V259H195ZM217 258V259H216ZM225 258V259H224ZM55 259V260H54ZM146 259V260H145ZM160 261V262H158V260ZM176 259V260H175ZM180 259V261H177V260H179ZM181 259H183V260H181ZM191 259V260H190ZM195 259V260H194ZM63 260V261H62ZM87 260V261H86ZM90 261V263H89V261ZM150 260V261H149ZM154 260V261H153ZM165 260V261H164ZM190 260V261H189ZM193 260V261H192ZM246 260V259H245ZM82 261V262H81ZM153 261V262H152ZM177 261V262H176ZM228 261V262H227ZM46 262V261H45ZM81 262V263H80ZM97 262L95 263V262H93L94 264H97ZM155 262V263H154ZM156 262H158V263H156ZM164 262V263H163ZM227 262V263H226ZM92 263V264H93ZM244 263V262H243ZM242 263V264H243ZM246 264H249L247 261L245 262ZM244 263V264H245Z\"/></svg>",
  "mask_w": 264,
  "mask_h": 264
},
{
  "label": "bare ground",
  "instance_id": "obj_2",
  "mask_svg": "<svg viewBox=\"0 0 264 264\" xmlns=\"http://www.w3.org/2000/svg\"><path fill=\"white\" fill-rule=\"evenodd\" d=\"M6 1V0H5ZM40 1H42V0H40ZM55 1H57V0H55ZM70 1V0H69ZM72 1V0H71ZM83 1V0H82ZM89 1V0H88ZM87 1V2H88ZM92 1V0H91ZM90 1V2H91ZM95 1V3L97 4V0H94ZM103 2L105 1V2H107V4H106V7H107V5H108V7L107 8H109V10L110 9H113V6H114V8L116 9V7H117V9H119L118 7H123L122 9H124L125 8V5H126V7L127 8H129V2H130V4H135L134 2L133 3H131L132 1H135V0H128V3L127 4H124L127 0H124V3L121 5V2L119 3V1H121V0H102ZM137 2H144L143 0L141 1V0H136ZM146 2H148L147 0H145ZM151 2H153V0H150ZM149 1V2H150ZM45 2H48V0H45ZM45 2H43V4L45 3ZM51 2H53V1H51ZM50 2V3H51ZM74 2H75V0H74ZM74 2H72V5L74 6H76V4H74ZM76 2H77V5H78V7H79V4H80V7H82V8H80L79 10L81 11V9H83V14H82V12H81V16L77 13L78 11H76V14H75V12H74V14H75V18L72 16L71 17V15L69 14V11L70 10H68V9H64V10H60V9H58V5H56L55 3L53 4H50V5H48V7H46L47 6V4H44L43 6L44 7H46V9H50V10H48V12H50L52 15H51V17L52 16H54V17H52V18H55V17H57V16H61V17H63V19H65L66 17H67V19H68V16H69V18L70 19H68V20H71L73 23H74V21L77 19V18H79V19H77V21H75V26H77L78 28H80L79 29V31L77 32V37H78V40H79V42H78V40H77V42L76 41H74V40H76V36L74 37V34L76 33V32H74V34L72 33V32H70V33H72V36L75 38L74 40H72L71 38H70V40H72V41H74V43L76 42L77 43V45H75V46H77V47H75V46H73L72 45V43L73 42H69L73 47H75V48H73L74 50H76L75 52H74V54H75V56H76V54L78 55L79 54V58H78V62L76 63V64H74V71H72V72H74V73H72L71 72V69L70 68H72V66H67V69L69 68L70 70H67L66 69V67L64 68V70H67V72L69 71V72H71L72 74H75V73H78V71H79V74H81V77H82V75H83V77L85 76V79H86V82H88V83H91V85H95L96 87L95 88H98V89H93L94 91H96V94L94 93V92H91L89 89H87V90H89L91 93H94V98L97 96L98 97V99L100 100V98L101 99H103L105 96H104V94H105V92L103 93V90L101 91V88H103L104 86H108V88L109 87H126V88H128V89H130V87H132V86H134L135 85V87L136 86H139L140 84H142V86H143V88H149L148 86H150V84L149 85H147L148 84V82L150 81V79L151 78H153L152 76L150 77V79H149V76H150V72H149V69L151 68L150 67V65H149V63H148V58H150L151 56H153L154 54H156V53H154L155 51L158 53V55H156V56H158V57H156V60L159 58V57H161V61H163L164 60V58L165 59H169V58H172V57H170V55L171 56H177V58L176 57H174V61L176 60V59H178V57H179V60H181V58L183 59L182 61L183 62H185V63H182V67H180V61H178V62H174V61H172V59H170L169 61H170V63H172V66H174L175 64H176V66H177V64H178V66H179V68L178 67H173V68H175V70H176V68L178 69V70H180V69H184V67L186 68V66H184V65H187V70L189 69V72L187 71V73H191V74H193L194 76H195V78L197 79V81H198V83H199V85L200 84H205L206 86H208L209 84H211L213 81H214V79H217V77L218 78H220V76L222 77L223 76V72L224 73H226V71L225 70H227L228 69V71H229V68L231 67V68H233V67H235V69L237 68V67H240V68H242L241 70H242V72H243V75L245 76V80H244V84H242L243 85V87H244V92H242V95H239V96H242V98H240V99H238L237 101H236V106L238 105V107H239V110L240 111H243V112H246L245 111V109L247 108V107H251V109H250V111H249V108H248V111L249 112H253V108H254V106H256V107H258L257 105H259L260 104V109H263L264 110V108L262 107V106H264V103H263V101H261L262 99L260 98V93H261V90H262V88H264V69H261V68H258L257 66H264V0H155V4H156V6H155V9L153 10L152 8H154V7H150L149 9L151 10H153V11H151V12H154V11H157L158 13L161 11V13L160 14H162V16L164 17V11H165V13H167V15L165 14V16L167 17H165V18H163L161 15L158 17V13H156L157 14V18H156V20L154 19V16L152 17L151 15H153V14H151V13H149L150 12V10H147V12L146 11H143L144 9L146 10L147 8L145 7V4L144 3H146V2H144V3H142V4H144V6L143 5H139L140 3H136L135 4V7L133 6V5H131V6H133V8H134V10L136 11L135 13H137V14H139V16L138 15H136L135 13H134V11H133V8H132V12L133 13H131V11L129 10V12H130V14H132V15H130L129 14V12L128 11H126V12H128V14L130 15V17H128L127 16V14H126V12H125V14L123 13L126 9H124V11L122 12V13H120V12H118L117 11V9L115 10V12L113 11V13H117L116 14V17L118 18H114L113 16H115L114 14H113V16H112V14H110L111 15V17H113V19L115 20V19H117V21L115 20H111L110 18H109V15H105L104 16V19H103V15L105 14H103V12H107V8L103 11V9H102V2L100 1V0H98V5L101 7V8H99L98 9V7H96V9H94V12L98 9L99 10V12H101L100 10L102 9V13H97L98 14V16H97V18L99 17V16H101L102 17V19L100 18H98L99 20V22H95L96 20H97V18H96V20L94 21L93 20V18L91 17V16H89V15H87L88 13H87V11H86V6H88V5H84V3H78V1L76 0ZM79 2H81V0L79 1ZM34 3H36L35 1H34ZM38 3H40V2H38ZM57 3V2H56ZM60 3V2H59ZM67 4H69V3H67ZM91 4H92V2L90 3V7H91ZM101 4V5H100ZM104 5H105V3H103ZM117 4H118V6H117ZM152 5L154 4V2L153 3H151ZM151 4H149V6H152ZM154 4V5H155ZM40 5V4H39ZM42 5V4H41ZM71 5V6H72ZM110 5V6H109ZM137 5H139L140 7H142L143 6V10H142V8H140L139 6V11H138V9H137ZM147 5V7H148V4H146ZM70 6V7H71ZM75 6L73 7L74 9H75ZM86 8H85V7ZM97 6V5H96ZM35 7V6H34ZM36 7H38V6H36ZM67 7V6H66ZM68 7H69V5H68ZM93 7V6H92ZM90 8V9H93V8ZM111 7V8H110ZM40 8V7H39ZM84 8H85V10H84ZM94 8H95V5H94ZM103 8H105L104 6H103ZM131 8V7H130ZM36 9V8H35ZM45 9V8H44ZM45 9V10H46ZM72 9V8H71ZM180 10L179 12H178V14H181V16H178V17H181V19L180 18H177V16H176V18H177V20L174 18L175 16H173V15H176V14H174V10ZM42 10H43V8H42ZM73 10V9H72ZM88 10V9H87ZM108 10V11H109ZM120 10V9H119ZM176 10H175V13H176ZM61 11H63L64 12V14L62 15V12ZM75 11V10H74ZM79 11V12H80ZM85 11H86V13L87 14H85ZM91 11V10H90ZM90 11H89V13H90ZM117 11V12H116ZM182 11V12H181ZM39 12V11H38ZM48 12H44V14L46 13H48ZM93 12V13H94ZM110 12H112V11H110ZM96 13V12H95ZM108 14H109V12H107ZM120 13V14H119ZM154 13V14H155ZM4 14V13H3ZM41 14H42V12H41ZM77 14H78V16H80V17H77L76 18V16H77ZM103 14V15H102ZM119 14V16L122 14L123 16L120 18L119 16H117ZM134 14H135V16H134ZM151 14V15H150ZM43 15V14H42ZM65 15V16H64ZM73 15V14H72ZM93 15V14H92ZM95 15V14H94ZM125 15V16H124ZM37 16V15H36ZM38 16H39V14H38ZM44 16H46V15H44ZM48 16V15H47ZM46 16V17H47ZM96 16V15H95ZM131 16H132V18H131ZM108 17V18H107ZM134 17H136L135 19H134ZM2 18V17H1ZM42 18H43V16H42ZM49 18H50V16H49ZM48 18V19H49ZM95 18V17H94ZM161 18H163V20L164 19H166V21L164 20V22L162 21V19ZM46 19V18H45ZM160 19V20H159ZM179 19V20H178ZM53 20H55V19H52V23H54V21ZM59 20V19H58ZM80 20V21H79ZM43 21V20H42ZM61 21V20H60ZM67 21V20H66ZM158 21H160V23H164V24H166V22H167V24H166V26L164 25V27L165 28H167V29H164V27H163V29L165 30V32H164V30H162V26L161 25H163V23L162 24H160V23H158V24H160V26H158V25H156V22H158ZM162 21V22H161ZM57 22V21H56ZM62 22V21H61ZM60 22V23H61ZM68 22H70V21H68ZM36 23V22H35ZM41 23V22H40ZM65 23V22H64ZM71 23V22H70ZM46 24V23H45ZM49 24H50V19H49ZM58 24V23H57ZM62 24V23H61ZM64 25H66V24H64ZM72 25H74V24H72ZM167 25H168V27H167ZM3 26V25H2ZM56 26V25H55ZM63 26V25H62ZM67 26V25H66ZM65 26V27H66ZM75 26H73L74 28L73 29H75ZM156 26H158V27H160L161 28V34H159L160 33V31H158V29H160V28H157ZM59 27H61V25L59 24ZM64 27V26H63ZM63 27H61V28H63ZM71 28V25L70 26H68V28ZM43 28H44V26H43ZM47 28V27H46ZM57 28V30H58V26L56 27ZM61 28H59V29H61ZM78 28H76L75 30H77ZM153 28H155L156 30L155 31H158V33H156L157 34V36H155V37H158V34H159V37L160 36H162L161 37V39L163 38V39H165L166 37H168L169 36V38H166L167 40L169 39V41L170 40H172V46H171V48L174 46V44H177L176 46H174V49L177 47V49H175L174 51L175 52H177V53H175V52H173V50H172V52L171 51H169V48H170V45L168 46V43H169V41H168V43H167V40H166V42L162 39V41H164V43H165V45H166V43H167V48H164V46L162 45H157V48H156V46H154V48H150L149 50L146 48V47H143V46H141V42H140V46L142 47V48H140V46H137L138 44H139V41H142L141 40V38L139 37V39L140 40H138V43H132V41H130L132 38H131V35H134L133 33H135L136 32V30H141L140 31V33L141 32H143L144 34L145 33H149V31L150 32H154V30H153ZM66 29V28H65ZM65 29L63 28V29H61V30H64V31H61V30H59L60 32H64V33H67L68 31L66 30L65 31ZM72 29V28H71ZM71 29H68V30H70L71 31ZM72 29V31H75V30H73ZM35 30V29H34ZM54 30V29H53ZM133 30H135V31H133ZM37 31V30H36ZM43 30H41V32H42ZM133 31V32H132ZM146 31V32H145ZM162 31H163V33H162ZM44 32V31H43ZM38 33V32H37ZM56 33V32H55ZM69 33V32H68ZM67 33V34H68ZM70 33H69V35L68 36H71L70 35ZM139 33V34H140ZM147 33V35H146V37H149L150 36V34H148ZM49 34V33H48ZM60 34V33H59ZM63 34V33H62ZM67 34H64L65 35V39H66V36H67ZM163 34V35H162ZM167 34V36L165 37V35ZM58 35V34H57ZM76 35V34H75ZM152 35H155V34H152ZM55 36V35H54ZM67 36V37H68ZM139 36H141V35H139ZM145 36V35H144ZM44 37H46V36H44ZM49 37V36H48ZM59 38H61V37H63L62 35L61 36H58ZM72 37V38H73ZM135 37H137L138 38V35L136 34L135 35ZM141 37H143V35L141 36ZM146 37H144V39L146 38ZM57 38V37H56ZM62 39V38H61ZM60 39V40H61ZM65 39H64V42H66L65 41ZM69 39V38H68ZM67 39V40H68ZM134 39H136V38H134ZM133 39V40H134ZM147 39V38H146ZM145 39V40H146ZM148 39H152V38H148ZM160 39V38H159ZM5 40H6V38H5ZM47 40V39H46ZM53 40V39H52ZM59 40V41H60ZM145 40H143L142 42H146ZM54 41V40H53ZM154 41H156V42H161L162 44H163V42L161 41V40H158V38H155V40ZM173 41H174V43H173ZM56 42V41H55ZM57 42H58V39H57ZM60 42H62V40L60 41ZM63 42V43H64ZM137 42V41H136ZM149 42H151V40L149 41ZM153 42V41H152ZM151 42V43H152ZM159 42V43H160ZM48 44H50L49 42H47ZM155 43V42H154ZM170 43H171V41H170ZM58 44V43H57ZM61 44V43H60ZM59 44V45H60ZM65 44V43H64ZM136 44V46H134V45ZM142 44H144V46L147 44V43H142ZM149 44V43H148ZM147 44V45H148ZM158 44V43H157ZM1 45V44H0ZM62 45V44H61ZM61 45H60V47H61ZM67 45H68V43H67ZM156 45V44H155ZM45 46V45H44ZM50 46V45H49ZM54 46V45H53ZM58 46V45H57ZM34 47V46H33ZM150 47V46H149ZM166 47V46H165ZM1 48V47H0ZM65 48V47H64ZM71 48V47H70ZM69 48V49H70ZM79 49V53H78V49ZM170 48V49H171ZM7 49V48H6ZM51 49V48H50ZM66 49H68V48H66ZM154 49H156L155 51H152V50H154ZM8 50V49H7ZM37 50V49H36ZM52 50H53V48H52ZM62 50V49H61ZM80 50H81V52H80ZM169 51V52H171V53H169V52H167V51ZM179 50V51H178ZM56 51H58V50H56ZM55 51V52H56ZM66 51V50H65ZM69 50H67V52H68ZM71 52H73V50H70ZM52 52V51H51ZM63 52V51H62ZM62 52H61V54L60 55H62ZM67 52H64L65 54L67 53ZM71 52H68V53H71ZM154 53V54H152V55H148L147 57H145V58H143L142 56L143 55H140V53H142V54H151V53ZM47 53H48V50H47ZM63 53V54H64ZM50 54V53H49ZM166 54H168V56L166 55ZM45 55V54H44ZM53 55V54H52ZM51 55V56H52ZM72 55V54H71ZM71 55H69V59L68 60H70V57H71ZM165 55H166V57H165ZM51 56H50V58H51ZM67 56V55H66ZM66 56H64V59H65V57ZM73 57H74V55H72ZM139 56V57H138ZM10 57V56H9ZM18 57V56H17ZM33 57V56H32ZM61 57V59H62V57L63 56H60ZM73 57H71V59L73 58ZM78 57V56H77ZM163 57V58H162ZM167 57H169V58H167ZM49 58V57H48ZM55 58H57L56 56H55ZM54 58V59H55ZM76 58V57H75ZM152 58V64H151V61H149L150 62V64H151V66L154 64V61H155V57L153 56V57H151ZM150 58V59H151ZM10 59V58H9ZM59 60H60V58H58ZM63 59V62L65 61ZM66 59H67V57H66ZM77 59V58H76ZM147 59V62H145V60ZM49 60V59H48ZM52 60H53V58H52ZM68 60H67V63H68ZM73 60H74V58H73ZM73 60H71V61H73ZM158 60H160V59H158ZM10 61V60H9ZM37 61V60H36ZM46 61V60H45ZM54 62H55V60H53ZM165 61V60H164ZM169 61L167 62V60L165 61L166 63H168L169 64ZM172 61V62H171ZM181 61V62H182ZM54 62H52V63H54ZM58 62V61H57ZM105 62V64L107 63L108 65H106L107 67H106V69H104L105 68V66H103L102 64ZM156 62H158V64L160 65H162V67L161 66H158L157 65V67H159V69H160V71L162 72V70H163V68H164V65H166L165 64V62H164V65L160 62V61H155V64H157ZM174 62V63H173ZM43 63V62H42ZM45 63H47V62H45ZM45 63H43V65L45 64ZM49 63V62H48ZM47 63V64H48ZM56 63V62H55ZM71 63H73V62H71ZM70 63V64H71ZM75 63V62H74ZM143 63H145V65H147V68H148V70H147V68L146 69H144L143 67L145 66ZM58 64V63H57ZM61 64V68H63V64L65 65V63H59V65ZM141 65V66H143V67H141L140 69H143L142 71L143 72H146V71H148L149 73H147V75L145 76L144 75V77H142L143 75L142 74H144L143 72H141V70L139 69V67H138V65ZM155 64H154V67H156L155 66ZM168 64L166 65V68H167V66H168ZM49 65V64H48ZM53 66L54 65H56V64H52ZM71 65H73V64H71ZM100 65H101V67H103V69H101L100 68ZM149 65V66H148ZM255 65H257V66H255ZM47 65H45V67H46ZM57 66V65H56ZM108 66H109V68H108ZM170 66H171V64H170ZM169 66V67H170ZM50 67V68H49ZM59 68H60V66H58ZM156 67V69H158ZM161 67V68H160ZM255 67H257V68H255ZM36 68V67H35ZM56 68V67H55ZM59 68H58V70H59ZM139 69V71H140V74L142 75H140V74H138L137 73V70ZM165 68V69H166ZM173 68H171V69H173ZM11 69V68H10ZM45 69H47V68H45ZM48 69H52L51 68V63H50V66H48ZM54 69V68H53ZM73 69V68H72ZM153 67H152V71H153ZM162 69V70H161ZM164 69V70H165ZM169 68H167V72H169V70H168ZM44 70V69H43ZM50 70H47V71H49L50 72ZM144 70H146V71H144ZM174 70V69H173ZM172 70V71H173ZM174 70V71H175ZM47 71H45V72H47ZM157 71H159V70H157ZM171 71V70H170ZM173 71V72H174ZM182 71V70H181ZM191 71V72H190ZM227 71V72H228ZM238 71V70H237ZM52 72V71H51ZM50 72V73H51ZM57 72V71H56ZM61 73L63 72V71H60ZM66 71H65V73H67ZM68 72V73H69ZM156 72V71H155ZM164 73H167V72H165V71H163ZM162 72V73H163ZM182 72H185V69H184V71H182ZM181 72V73H182ZM55 73V72H54ZM54 73H51V76H52V74L53 75H55ZM153 72H151V74H152ZM156 73H158V72H156ZM176 73V72H175ZM175 73H174V75H172L173 77H177L176 75H175ZM178 73V72H177ZM187 73L185 74V75H187ZM38 74V73H37ZM46 74V73H45ZM57 74V73H56ZM58 74H60V73H58ZM63 74V73H62ZM154 74V73H153ZM160 73H158V76L160 77V75H159ZM179 74V73H178ZM220 74H222V75H220ZM61 75V74H60ZM67 75V74H66ZM76 75V74H75ZM74 75V76H75ZM149 75V76H148ZM156 74H154V76H155ZM164 75V74H163ZM166 75H168L167 77H169L170 75L167 73V74H165V76ZM47 77H48V75H46ZM69 76V74L67 75V77ZM73 76V75H72ZM158 76H156L158 79H160ZM182 76V75H181ZM180 76V77H181ZM53 77V76H52ZM61 78L60 79H62V76H60ZM65 75L63 76V79L62 80H64V81H66L65 80ZM67 77H66V79H67ZM78 77V76H77ZM145 77H146V80L148 81V79H149V81L146 83V85L144 84L145 82ZM147 77H148V79H147ZM156 77H155V79H156ZM163 76H161V78H162ZM166 77V78H167ZM179 77V76H178ZM56 78V79H55ZM73 78V77H72ZM175 78L173 79H171V78H169V79H171V80H175ZM183 77H181V79H182ZM42 79V78H41ZM47 79V78H46ZM53 79H55V80H57L58 78H57V76H55V77H53L51 80H53ZM59 79V80H60ZM73 79H75V82H76V80H80V78L79 79H77V78H73ZM73 79H72V84L74 85V81H73ZM84 78H82L81 80H80V82L78 81V83H80V84H82V86H87L86 85V83L84 82V80H83ZM163 79H165L164 77L162 78V80ZM168 79V78H167ZM168 79V80H169ZM161 80V81H162ZM34 81V80H33ZM40 81V80H39ZM38 81V82H39ZM47 81V80H46ZM67 81H69L68 79H67ZM67 81H66V83H67ZM70 81H71V79H70ZM81 81H83L82 83H81ZM151 81H152V79H151ZM151 81H150V83H151ZM158 81V80H157ZM160 81V80H159ZM160 81V82H161ZM164 81H166V80H164ZM170 81V80H169ZM35 82V81H34ZM33 82V83H34ZM50 82V81H49ZM62 82V81H61ZM144 82V83H143ZM55 83H57V82H54V84ZM69 83V82H68ZM77 83V84H78ZM83 83H84V85H83ZM87 83V84H88ZM153 83V82H152ZM152 83H151V85H152ZM155 83H156V81H155ZM154 83V84H155ZM32 84V83H31ZM53 84V85H54ZM61 84V83H60ZM63 84V86L65 85V82L64 83H62ZM153 84V85H154ZM157 84V83H156ZM155 84V85H156ZM40 85V84H39ZM50 86H51V84H49ZM68 85V84H67ZM67 85L65 86L66 87V89L67 88H69V86L71 85H69L68 87H67ZM89 85V84H88ZM93 85V86H94ZM152 85V86H153ZM160 85V84H159ZM36 86V85H35ZM43 86V85H42ZM57 86H59V85H57ZM75 86H76V83H75ZM75 86H73L74 87V92H73V90H72V94H74L75 93V91H76V89H75ZM84 86V87H85ZM147 86V87H146ZM151 86V87H152ZM37 87H38V85H37ZM40 87V86H39ZM52 87V86H51ZM55 87V86H54ZM62 87V86H61ZM61 87H59L60 89H61ZM72 87V86H71ZM79 87V86H78ZM78 87H76V88H78ZM81 87V86H80ZM83 87V88H84ZM157 86H155V88H156ZM45 88H47V87H45ZM44 88V89H45ZM50 88V87H49ZM88 88H90V86L88 87ZM105 88V87H104ZM108 88L106 87L105 89H107L108 90ZM132 88H134V87H132ZM131 88V90H133ZM152 88H154V87H152ZM160 88V87H159ZM43 89V90H44ZM57 89V88H56ZM62 89H65V88H62ZM82 88H80V89H77V91L79 90H81ZM136 89H140L139 87H136ZM136 89H134L135 90V94H137V95H141V94H138L137 92L139 91H137L136 92ZM41 90V89H40ZM46 90V89H45ZM52 90V89H51ZM68 91H70L71 89H67ZM86 90V93L88 94V92L89 91H87ZM98 90V91H97ZM123 90V89H122ZM133 90V91H134ZM154 90V89H153ZM56 91V90H55ZM79 91L77 92L78 93V95H79ZM82 91V90H81ZM81 91H80V93H81ZM106 91V90H105ZM133 91H129V93L130 92H133ZM150 91H152V90H150ZM150 91H149V93H150ZM155 91V90H154ZM59 92H64L65 94H67L68 92H66V91H64V90H62V91H59ZM83 92V91H82ZM107 92V91H106ZM160 92V91H159ZM44 93V92H43ZM49 93V92H48ZM77 93H75V94H77ZM84 93V92H83ZM83 93H82V96H84V95H86V96H88L87 94H84L83 95ZM90 93V94H91ZM127 94H129L128 92H126ZM125 93V94H126ZM143 93V92H142ZM145 94H142V97H139L136 101H132L133 100V98H132V96H134L135 94H134V92L133 93H130V95L128 96H126V97H131L132 98V100L131 101H129L128 102V106L127 105H125V104H122L121 106H122V108L120 107V106H117L119 109L121 108V112H122V116H121V112H118V111H116V112H112V109H111V113H112V115H113V113H114V116L116 117L117 115H115V114H118V116H117V119H119V116L120 117H122V118H124L125 116V118H124V120H122V124L123 123H128V121L126 122L125 121V119L127 120V117L129 116V115H133V116H135V118L133 119V117H132V115H131V118H130V120L131 119H133V120H129V122H130V124H131V122L133 121L134 123L136 122L137 123V128H138V126H140L141 125V128L143 127L142 125L144 124L143 123V121H145L146 119V117L147 118H149L148 116H151V117H154V116H152L151 114H146V115H148V116H143L146 112H143L144 110H148L149 108H148V105L147 104H149V102L151 103V100H152V103H154L155 101H157V99L159 100V99H162V100H164L163 99V96H157V95H153V93L151 94V95H153V96H147L148 95V93L147 92H144ZM161 93V92H160ZM59 94V93H58ZM134 94V95H133ZM147 94V95H146ZM155 94H158V92H155ZM49 95H50V93H49ZM62 95H63V93H62ZM68 95V94H67ZM78 95H77V97H78ZM108 95V94H107ZM143 95H145V96H147V97H143ZM159 95H161V94H159ZM71 97H72V95H70ZM80 96H81V94H80ZM86 96H84V98H86ZM90 96V95H89ZM58 97V96H57ZM63 97V96H62ZM71 97H69L70 98V101L69 102H71ZM75 97V96H74ZM64 98V97H63ZM65 98H66V96H65ZM79 98V97H78ZM77 98V99H78ZM83 98V97H82ZM94 98H91V99H93L94 100ZM106 98V97H105ZM108 98V97H107ZM130 98V99H131ZM135 99H136V96L134 97ZM164 98H165V95H164ZM68 99V98H67ZM88 99V98H87ZM87 99L85 100V102L87 101ZM127 99V98H126ZM134 99V100H135ZM62 100V99H61ZM83 100V99H82ZM81 100V101H82ZM88 100H90V99H88ZM97 100V99H96ZM99 100H97V101H99ZM124 100V99H123ZM129 100V99H128ZM155 100V101H154ZM58 101V100H57ZM77 101V100H76ZM79 101V100H78ZM97 101L95 102V100H94V104L95 103H97ZM101 101V100H100ZM99 101V102H100ZM110 100H108V103H112V100H111V102H109ZM125 101V100H124ZM196 101L197 100H193L192 102H194V104H196V105H193L192 103V106H190L189 108H187L186 110H184L185 112H184V115L182 116V117H176L175 118V120L173 121V126L171 127V128H169V129H163V127H161L160 128V125L162 124V122L163 121H161L159 118V120H158V124H159V121H160V123L161 124H159V128H157L158 126H154V125H158V124H154L153 125V123H152V126H154L156 129H157V133H158V135H160V136H158V138H161V140H160V143H159V148L157 147L158 145V142H153L152 140L153 139H151V138H153L152 137V135H154V133H156V131L154 132V130L152 131V129H151V133H150V130H148L147 128L148 127H146L145 128V125L147 126V124H148V126H149V123H146L145 125H144V128L145 129H147V131H148V133H147V131H145L146 133L145 134H142V133H144V128H142V130H137L136 129V125L132 122V124L131 125H135V127H133V126H131V127H133V128H130V130H131V132H132V130H137V132L135 133H129L128 131V129L129 128H127V127H130V125H129V123L128 124H123L124 126H125V128H123V130H125L126 128V130H128L127 132L129 133L128 135L130 136V134H131V136H134V134L135 135H138L139 133L141 134L139 137L140 138H143L142 139V142L144 141L145 143H146V145L148 146H150V144H152V143H150V144H148L149 142V140L150 141H152L154 144L153 145H155L156 143V145L153 147V148H155V147H157V148H155V149H160V152H161V150H163V149H161V148H164L165 146V144H166V142H165V140H164V138L163 137H165V135H169V137L171 138V136H174V138L176 137L177 139L179 138L180 140L179 141H177V139H175L174 140V142H172V143H175V144H173V145H175V147H177V146H181L182 144H184L186 141H184V138H187L188 137V135L190 134L191 136L192 135H201L202 133H204V134H206L207 132H208V135H209V133H210V131H212V134H210V138L211 137H214V136H217V132L218 131H222V129H224V127L222 126V124H221V126H220V128H219V126H218V124H217V120H215L214 122L212 121V120H209L208 119V115L209 114H211V111L209 110V109H207L205 106H203L202 105V103L201 102H199L198 103V101H197V103H196ZM64 102V101H63ZM84 102V101H83ZM85 102H84V105H85V107L87 106L86 104H85ZM88 102V101H87ZM91 102H93L92 100H91ZM106 102V101H105ZM104 102V100L103 101H101V103L103 104V103H105ZM113 102H115V101H113ZM127 102V101H126ZM261 102H262V104H261ZM71 103H73V102H71ZM120 103H121V101H120ZM52 104V103H51ZM55 104V103H54ZM67 104H69V103H67ZM102 104H101V106H102ZM119 104V103H118ZM159 104H161L160 103V100H159ZM71 105V104H70ZM75 105V104H74ZM89 105H91V103L89 104ZM88 105V106H89ZM92 105H93V103H92ZM96 106H99L100 104L98 103V104H95ZM108 105V104H107ZM120 105V104H119ZM124 105V106H123ZM61 106V105H60ZM79 106V105H78ZM106 106V105H105ZM104 106V107H105ZM109 106V105H108ZM112 107L114 106V105H111ZM110 106V107H111ZM151 106V105H150ZM70 107V106H69ZM116 107V108H117ZM127 108L128 107V109L126 110V109H124V110H126L125 111V115H123V111H122V109L123 108ZM151 107H153V106H151ZM246 107V108H245ZM255 107V109L257 110H259V107L258 108H256ZM77 108V107H76ZM79 108H80V106H79ZM88 108H91V106L90 107H88ZM88 108H86L88 111L87 112H90L91 110L90 109H88ZM94 108V107H93ZM235 108V106H231V109H234ZM94 109H96V108H94ZM94 109H92V111H95ZM151 109V108H150ZM150 109L148 110V113H149V111H150ZM59 110V109H58ZM66 110V109H65ZM85 110V109H84ZM90 110V111H89ZM113 110H114V107H113ZM247 110V109H246ZM258 110H257V112L256 111H254L255 113H253V114H256V113H258ZM68 111V110H67ZM66 111V113L68 114V112ZM90 112L91 114H93V112ZM98 111V110H97ZM110 111V110H109ZM261 111V110H260ZM57 112V111H56ZM73 112V111H72ZM79 112V111H78ZM83 112H85L86 113V111H83ZM127 112V113H126ZM131 113V114H129V113ZM143 114H142V113ZM77 113V112H76ZM83 114V115H88V114ZM109 112H107V114H108ZM139 113H141L140 114V116H139ZM261 112H259L258 114H260ZM262 113H264V111L262 112ZM66 114V115H67ZM96 114H97V112H96ZM127 114H129L128 116H127ZM257 114V115H258ZM69 115V114H68ZM71 115V114H70ZM138 115V117L139 118H141V120H143L142 119V117L145 119V120H143V121H141V120H137V116ZM62 116V115H61ZM72 116V115H71ZM75 116V115H74ZM76 116H78L79 117V115H76ZM81 116V115H80ZM109 116H110V114H109ZM142 116V117H141ZM59 117V116H58ZM63 117V116H62ZM73 117V116H72ZM85 117V116H84ZM89 117V116H88ZM112 117V116H111ZM111 117H108V118H111ZM151 117H150V121L151 122H153L152 120H151ZM250 118H251V116H249ZM40 118V117H39ZM64 118V117H63ZM74 118H76V117H74ZM92 118V117H91ZM100 118H101V116H100ZM122 118H120V119H122ZM138 118V119H139ZM155 118V120L157 119L156 117H154ZM55 119V118H54ZM83 119V118H82ZM107 119V118H106ZM116 119V118H115ZM128 119H129V117H128ZM23 120V119H22ZM22 120H20V121H22ZM48 120V119H47ZM72 120H74V119H72ZM78 120V119H77ZM77 120H75V121H77ZM94 120V119H93ZM100 120V119H99ZM98 120V121H99ZM49 121V120H48ZM63 122L65 121V120H62ZM81 121V120H80ZM89 121V120H88ZM101 121V120H100ZM103 121V120H102ZM116 121V120H115ZM124 121V122H123ZM137 121H139V122H141V123H138ZM157 121V120H156ZM155 121V122H156ZM210 121H211V123H210ZM52 122V121H51ZM62 122V123H63ZM72 122V121H71ZM70 122V123H71ZM92 122V121H91ZM106 122V121H105ZM145 122H148V121H145ZM150 122V123H151ZM24 123V122H23ZM59 122H57V124H58ZM68 123V122H67ZM82 123V122H81ZM95 123V122H94ZM102 123V122H101ZM21 124V123H20ZM40 124V123H39ZM42 124V123H41ZM64 124H66V123H64ZM99 124V123H98ZM121 124V125H122ZM48 125V124H47ZM53 125V124H52ZM55 125V124H54ZM60 125V124H59ZM67 125V124H66ZM72 125V124H71ZM75 125H76V123H75ZM95 125V124H94ZM128 125V126H127ZM243 126H242V131H243V133L246 135V137H247V139H245V140H242V143L244 142V143H248L249 141H247V140H255V141H260V139L262 140L263 139V137L261 136L263 133H262V131H263V129H264V127L262 128V126H263V124H261L262 126L260 127V126H258V125H255V124H251V122H248V124H242ZM17 126V125H16ZM41 126V125H40ZM64 126V125H63ZM63 126H61V127H63ZM70 126V125H69ZM80 126V125H79ZM85 126V125H84ZM82 127L83 128V130L82 131H84L85 132V130H84V128L86 129V126L85 127ZM127 126V127H126ZM152 126L151 127H149V129L150 128H152ZM49 127V126H48ZM55 127V126H54ZM71 127V126H70ZM72 127H73V125H72ZM153 127V128H154ZM68 128V127H67ZM81 128V127H80ZM135 128V129H134ZM140 127L138 128V129H141ZM154 128V129H155ZM22 129H24V128H22ZM40 129H41V127H40ZM47 129H49V128H47ZM66 129V128H65ZM72 129V128H71ZM118 129H119V127H118ZM155 129V130H156ZM225 129H227V128H225ZM56 130V129H55ZM120 130H122L121 128H120ZM159 130H160V133H159ZM24 131V130H23ZM59 131H61V130H59ZM81 131V130H80ZM80 131H78V132H80ZM119 131V130H118ZM139 131H141V132H139ZM13 132V131H12ZM34 132V131H33ZM64 132V131H63ZM123 132H125V131H123ZM139 132V133H138ZM154 132V133H153ZM264 132V131H263ZM65 133V132H64ZM67 133V132H66ZM120 133V132H119ZM122 133V132H121ZM126 133V132H125ZM156 133V134H157ZM215 133V134H214ZM227 133V132H226ZM226 133H225V135H226ZM22 134V133H21ZM20 134V135H21ZM35 134V133H34ZM44 134V133H43ZM55 134V133H54ZM63 134V133H62ZM80 134V133H79ZM127 134V133H126ZM149 134V135H148ZM151 134V135H150ZM155 134V135H156ZM188 134V135H187ZM14 136L16 135V134H13ZM77 135V134H76ZM75 135V136H76ZM127 135V136H128ZM143 135H145V136H143ZM150 138H147V136ZM185 135H187V137H185ZM190 135H189V137H190ZM78 136H80V135H78ZM82 136H84V133L82 134ZM143 136V137H142ZM163 136V137H162ZM183 136H184V138H183ZM223 136V134H219V136H217V137H222ZM261 136V137H260ZM21 137H23V136H21ZM136 137V136H135ZM155 138H157V136H154ZM57 138V137H56ZM79 138V137H78ZM78 138H76L75 140H77ZM83 138V137H82ZM82 138H79L78 140L80 141ZM84 138H85V140L87 139L86 138V136H84ZM149 139V140H147V142L145 141V139ZM181 138H183V143L181 142L182 140H181ZM192 138H193V136H192ZM191 138V139H192ZM195 138V137H194ZM193 138V139H194ZM236 138V137H235ZM24 139H26L25 137H24ZM41 139V138H40ZM190 139V140H191ZM191 140V144L189 143H187V146L189 147H187L186 146V143H185V147L186 148H188V149H186L185 147H184V150H187V152H185L186 154L184 155L183 153H180V154H182L183 156H189V153H190V156L192 155V157H195V156H199V152H200V155L201 156H199V158L201 159V160H203L204 159V157L206 156V155H208V148H207V142H206V140H200V141H197V139H194V140ZM243 139V138H242ZM42 140V139H41ZM73 140V139H72ZM157 140V139H156ZM172 140H173V138H172ZM186 140V139H185ZM190 140H189V142H190ZM235 140H239L238 138H236ZM26 141V140H25ZM58 141V140H57ZM82 142H84L83 141V139L81 140ZM87 141V140H86ZM95 141V140H94ZM140 141V140H139ZM50 142V141H49ZM55 142H56V140H55ZM82 142L80 143V144H82ZM88 142V141H87ZM117 142V141H116ZM121 142V141H120ZM138 142V141H137ZM178 142H181V144L180 145H178L177 144V146H176V143H178ZM188 142V141H187ZM234 143H235V141H233ZM238 143L239 142H241V141H237ZM236 142V143H237ZM78 142H77V144H79ZM112 143V142H111ZM122 143V142H121ZM136 143V142H135ZM135 143H131V145H135ZM242 143L241 144H236V145H232L229 149H228V155H229V159L228 160H230V162H232L233 164L234 163H236V164H241V163H245V164H250V165H252V166H247L245 169H247L249 172L250 171H252V170H255V171H252L251 172V174L250 175H248L249 177L246 179V180H248V181H246V182H241V183H245L244 185L245 186H249L250 185V183H252V182H250V181H253V184L252 185H250V186H253L255 183L254 182H258L260 185L261 184H263V186H264V183H262L263 181H264V144H263V146L261 147L260 146V148L259 149H262V150H260L259 151V149L258 150H256V148L254 149L253 148V146H252V149L251 148H249V149H251V150H245L244 148L242 149V147H244V146H242ZM20 144V143H19ZM23 144H25V143H23ZM46 144V143H45ZM68 144V143H67ZM76 144V143H75ZM85 144V143H84ZM127 144V143H126ZM128 144H130V143H128ZM143 143H141V145H142ZM168 144V143H167ZM71 145V144H70ZM88 145V144H87ZM86 145V146H87ZM92 145H94V144H92ZM101 145V144H100ZM133 145V146H134ZM190 145V146H189ZM246 145V144H245ZM249 145H251L250 143H249ZM248 145V146H249ZM81 146V145H80ZM89 146V145H88ZM126 146V145H125ZM133 146H131V149H132V147ZM136 146H140V145H136ZM147 146H145V148H149V146L147 147ZM164 146V147H163ZM167 146V145H166ZM242 146V147H241ZM247 146V147H248ZM22 147H23V145H22ZM46 147V146H45ZM48 147V146H47ZM65 147V146H64ZM70 147V146H69ZM76 147H77V145H76ZM84 146H82V148H83ZM89 147H91V145L89 146ZM100 147V146H99ZM119 147V146H118ZM143 147H144V145H143ZM183 147V146H182ZM250 147V146H249ZM26 148V147H25ZM33 148V147H32ZM31 148V149H32ZM63 148V147H62ZM75 148V147H74ZM81 148V147H80ZM95 148V147H94ZM139 148V147H138ZM151 148V147H150ZM152 148V149H153ZM17 149V148H16ZM24 149V148H23ZM69 149V148H68ZM73 149V148H72ZM76 149V148H75ZM74 149V150H75ZM134 149V148H133ZM132 149V150H133ZM155 149H153V151L155 150ZM176 148H174V150H175ZM183 149V148H182ZM25 150V149H24ZM47 150V149H46ZM49 150V149H48ZM47 150V151H48ZM92 150V149H91ZM128 150V149H127ZM137 150V149H136ZM145 150V149H144ZM149 150V149H148ZM147 150V151H148ZM173 150V149H172ZM174 150L172 151V152H174ZM33 151V150H32ZM39 151V150H38ZM78 151V150H77ZM99 151V150H98ZM115 151V150H114ZM123 151V150H122ZM126 151V150H125ZM156 151V150H155ZM23 152H25V151H23ZM58 152V151H57ZM79 152H81V151H79ZM102 152V151H101ZM157 152H158V150H157ZM157 152H155V154L157 153ZM175 152H177V149L175 150ZM180 152V151H179ZM182 152H184V151H182ZM207 152V154L204 156V154ZM221 152V151H220ZM27 153V152H26ZM51 153V152H50ZM69 153V152H68ZM72 153H74V152H72ZM118 153V152H117ZM128 153V152H127ZM152 154H153V152H151ZM194 153H197L196 155H194ZM31 154V153H30ZM85 154V153H84ZM114 154V153H113ZM150 154V153H149ZM178 154V153H177ZM179 154V155H180ZM57 155V154H56ZM60 155V154H59ZM69 155H71L70 153H69ZM72 156V155H71ZM75 156V155H74ZM80 157H81V155H79ZM83 156L84 155H82V158H83ZM135 156V155H134ZM147 156V155H146ZM151 156V155H150ZM157 156H159L160 157V155H156V156H154L155 158H154V160H160L161 161V158L159 159V157H157ZM63 157V156H62ZM80 157H78L79 159H80ZM85 158H84V160L86 159V156H84ZM95 157V156H94ZM141 157H143V156H141ZM153 157V156H152ZM162 157V156H161ZM173 157H175V156H173ZM192 157H188V158H191V159H186L185 158V160L186 161H188V160H191V162L193 163V158ZM207 157V156H206ZM206 157H205V159H206ZM225 156H224V154H222V153H219V155L217 156V158H216V160L218 159L219 160V162L221 161L222 163H226V158H224ZM26 158V157H25ZM33 158V157H32ZM65 158V157H64ZM66 158H67V156H66ZM69 158V157H68ZM77 158V159H78ZM149 158V157H148ZM178 158H180V156H178L177 155V159ZM182 158V157H181ZM180 158V159H181ZM63 159V158H62ZM70 159H73V158H70ZM88 159V158H87ZM145 159V158H144ZM153 159V158H152ZM164 159V158H163ZM163 159H162V161L160 162L161 164H162V162H163ZM174 159V158H173ZM184 159V157L182 158V160ZM209 159V158H208ZM208 159H206V160H208ZM225 159V160H224ZM13 160V159H12ZM14 160H15V158H14ZM74 160H76L75 158H74ZM89 160H91V159H89ZM93 160V159H92ZM134 160H136V159H134ZM148 160V159H147ZM174 160H176V159H174ZM184 160V161H185ZM205 160V161H206ZM218 160H217V164H218ZM16 161H18V160H16ZM49 161V160H48ZM61 161V160H60ZM70 161V160H69ZM82 161H83V159H82ZM81 161V163H84V162H82ZM130 161H131V159H130ZM141 161V160H140ZM171 161H173L172 159H171ZM179 161V160H178ZM181 161V160H180ZM185 161V162H186ZM194 161H196L195 160V158H194ZM258 161H259V164H260V162L262 163V164H258ZM6 162H7V164H9L8 166H9V168L10 169H8V170H10V172H16L17 174H15V175H18L19 176V178H21V179H23L22 181H24V176H23V172H22V167L20 166V165H18V163L15 165L14 164V162L12 161H9V160H6ZM28 162V161H27ZM71 162V161H70ZM74 162V161H73ZM79 162V161H78ZM109 162V161H108ZM143 162H144V160H143ZM188 162H190V161H188ZM187 162V163H188ZM190 162V163H191ZM220 162V163H221ZM1 163V162H0ZM4 163V162H3ZM2 163V164H3ZM65 163V162H64ZM75 163V162H74ZM94 163V162H93ZM125 163V162H124ZM131 163V162H130ZM155 164H156V162H154ZM157 163H159V162H157ZM159 163V164H160ZM164 164H165V162H163ZM173 163V162H172ZM179 163V162H178ZM181 163L182 164H184V162L183 161H181ZM219 163V164H220ZM1 164V165H2ZM67 164V163H66ZM76 164V163H75ZM98 164V163H97ZM102 164V163H101ZM134 164V163H133ZM181 164V165H182ZM186 164V163H185ZM184 164V165H185ZM255 164L257 165H259L261 168H253V165L255 166ZM3 165H5V164H3ZM30 165V164H29ZM60 165V164H59ZM64 165V164H63ZM78 165H80V163L78 164ZM87 164H86V162H85V166H86ZM138 165V164H137ZM169 165H171V162L169 163ZM175 165V164H174ZM257 165V167H259ZM263 165V166H262ZM68 166V165H67ZM70 166V165H69ZM75 166V165H74ZM120 166V165H119ZM128 166H129V163H128ZM133 166V165H132ZM132 166H131V168H132ZM136 166V165H135ZM157 166H159V165H157ZM156 166V167H157ZM176 166V165H175ZM190 166H192L191 164H190ZM221 166H223V164L221 165ZM240 166V165H239ZM246 166V165H245ZM6 167V166H5ZM29 167V166H28ZM56 167V166H55ZM59 167V166H58ZM71 167V166H70ZM73 167V166H72ZM82 167V166H81ZM83 167H84V164H83ZM89 167V166H88ZM161 167H162V165H161ZM216 167V166H215ZM241 167V166H240ZM239 167V168H240ZM244 167V166H243ZM243 167H241V168H243ZM249 167L250 168H252V170L251 169H249ZM42 168V167H41ZM86 168V167H85ZM118 168V167H117ZM129 168H130V166H129ZM143 168V167H142ZM158 168H160V167H158ZM226 168H227V166H226ZM226 168H225V170H226ZM229 168V167H228ZM240 168V169H241ZM1 169H2V167H1ZM5 169H7V168H5ZM94 169H96L95 167H94ZM119 169V168H118ZM123 169V168H122ZM135 169V168H134ZM133 169V170H134ZM190 169V168H189ZM33 170V169H32ZM81 170V169H80ZM83 170V169H82ZM97 170H98V168H97ZM130 170V169H129ZM136 170H137V166H136ZM143 170H144V168H143ZM159 170V169H158ZM161 170V169H160ZM230 170V169H229ZM231 170H233V169H231ZM1 171H3V170H1ZM68 171V170H67ZM71 171V170H70ZM88 170H85V172L87 173V178H88V172H87ZM132 171V170H131ZM170 171V170H169ZM223 171V170H222ZM228 171V170H227ZM246 171V170H245ZM77 172V171H76ZM89 172H91V171H89ZM133 172V171H132ZM134 172H135V170H134ZM158 172V171H157ZM160 172H162V171H160ZM164 172H167V171H164ZM171 172V171H170ZM169 172V173H170ZM2 173V172H1ZM67 173V172H66ZM74 173V172H73ZM92 173V172H91ZM101 173V172H100ZM127 173V172H126ZM125 173V174H126ZM137 173H138V171H137ZM139 173H140V171H139ZM145 173V172H144ZM156 172H154V174H155ZM168 173V172H167ZM166 173V174H167ZM247 173V172H246ZM253 173V174H252ZM26 174V176H25V179H26V183L25 182H23V185H22V188L21 189H19L20 190V192L22 193V195H19L20 193H17V190H16V188H14V192H12V193H8L9 194V197H11V198H13L15 201V208H17L16 209V214H14L13 216H12V214L9 216V214H8V212L5 210V209H7V207L5 208V206H4V209H2L1 210V213H0V264H46L47 263V258H46V260H45V256H47V255H45V253H46V250L48 249V251L49 250H51L52 248H56L57 249V247L59 246H52V245H50V246H52V248H50L49 246L46 248V243L45 242H42V235L43 234H41V236H40V232H39V227L42 225V226H44V225H46V226H44V229L42 228V226L40 227L44 232H45V235L46 234H48V233H50L51 234V232L53 231V232H55L56 230H59L60 229V231H59V234L57 233V232H55V233H57L58 235H60L61 236V234H60V232H62L63 230H62V228L65 226L64 225V222H61V220L62 219H64L65 220V217H63V215H62V217H61V219L59 220V215H60V213L61 212H59L58 214L59 215H57V213H55V211L57 210H55L54 208H53V206H52V208H53V210L51 211V207H49L48 205H45V200H43L44 202V205H43V203H42V199H41V201H37L38 199L37 198H35L36 200H34V198H33V196L34 195H32V191H30V187H31V185L29 184V178H28V173H25ZM69 174V173H68ZM78 174V173H77ZM85 174V173H84ZM113 174V173H112ZM129 174V173H128ZM131 174V173H130ZM132 174H134V173H132ZM141 174V173H140ZM140 174H138V176L140 175ZM146 174H147V172H146ZM153 174V175H154ZM157 174V173H156ZM159 174V173H158ZM158 174H157V176H158ZM162 174V173H161ZM174 174L175 173H173V175L172 176H174ZM176 174H177V172H176ZM188 174H189V172H188ZM226 174H228V173H226ZM248 174V173H247ZM13 175V174H12ZM83 175V174H82ZM86 175V174H85ZM84 175V176H85ZM127 175V174H126ZM148 175V174H147ZM160 175V174H159ZM168 175V174H167ZM184 175H186V176H184V177H186L185 179H187L186 181L187 182H185V183H191L190 185H192V183L193 182H188V180H191L190 179V176L191 175H193V174H190L189 176L187 175V174H184ZM195 175V174H194ZM231 175H232V173H231ZM30 176V175H29ZM58 176V175H57ZM91 176V175H90ZM89 176V177H90ZM94 176V175H93ZM96 176V175H95ZM94 176V177H95ZM101 176V175H100ZM130 176V175H129ZM136 176V175H135ZM188 176V177H187ZM71 177V176H70ZM69 177V178H70ZM72 177H74V176H72ZM86 177V176H85ZM93 177V178H94ZM115 177V176H114ZM124 177H125V175H124ZM131 177H132V175H131ZM130 177V178H131ZM146 177V176H145ZM144 176L142 177L141 175H140V178L138 177V179H134V177H133V179H127V180H125L124 179V182H120V183H123V185L124 186H121L120 185V187H128V189L127 190H125V193H126V195H128L127 194V191H130L129 190V187H130V189H133V190H131L132 191V194H130L131 195V198H132V195H134V193H136V191H137V194H135L136 196H137V200H135V198L136 197H134V198H132V200L134 199V201H132V200H127V201H130V202H132L133 204H129L128 205V202L126 203L127 204V206L125 205V207L126 208H124V210L126 209V211H127V214L129 215V218H130V215H132V217L134 216V219H135V217H137V216H142V217H140L141 219H143V217H145V221H142L140 218H138L137 220L139 221V220H141L142 221V223H141V221L140 222H138L139 223V225H143L142 227L144 228V226H145V236H146V238H147V240H145V242H147L148 243V245L150 246V248H151V252H152V250L154 249V248H156V250H154V251H157V252H154L153 254H152V256L153 257H155L154 259L156 260V258H158L159 257V259L161 260V257L160 256H163V254H165V252L164 251H166L165 249H167L166 247H171V245L174 243L173 241H180L181 239L183 240V239H186V241L188 242V243H201L200 245H206V247H208L207 245L209 244L210 245V243H211V241L212 240H216L217 242H220L224 237H226L227 238V242L229 243H227L228 244V246L230 245V248L231 249H228V248H226L225 250H229L230 252H222V253H226V255H225V257L227 258V257H229V264H242L243 262L245 263L246 261L249 263V264H264V250L262 251V252H260V253H255L253 250H252V248L253 247H256V246H260V245H262L263 243H264V232H262V231H258V232H261V233H258V232H256V231H253V232H251L250 230H238V229H241L242 227H243V225H245V224H248V223H251L252 222V224L254 223V224H257V222H259L260 224V226H262L263 228H264V215L263 216H259L258 217V215H257V217H255L256 216V214L254 213V214H252V215H255V216H250V215H246V214H240L239 215V213H238V215H229L228 213H224V212H214L213 213V215L215 216V218L213 217V216H211V213H209L210 214V216H208V213L205 215V213H202V214H198V212L197 211H195V212H197V214L198 215H196V214H194L193 212V210H188V206H189V204H188V206H186L184 203H186V201H183L182 199V201L179 199L177 202L175 201V196H174V198H173V194L175 195V192H173V194H172V192H171V190H173V189H171V190H169L167 187H168V185L166 186V185H164V184H162V180L159 182V184H157L156 183V181H155V183L154 182H152V181H154V179H156V178H154V177H156V176H152L154 179L151 181V180H149V179H147V177H146V179H147V181H145V183H143L142 182V178L144 179L145 178ZM204 177V176H203ZM7 178V177H6ZM5 178V179H6ZM15 178H18L17 176H15ZM18 178V179H19ZM92 178V177H91ZM102 178V177H101ZM105 178V177H104ZM128 178V177H127ZM136 178H137V176H136ZM149 178V177H148ZM150 178H151V176H150ZM157 178H159V176L157 177ZM160 178H162V176L160 177ZM159 178V179H160ZM192 178H193V176H192ZM205 179V181H203L208 187H210V188H213V181L211 180V179H209V178H207V177H204ZM20 179V180H21ZM96 179V178H95ZM94 179V180H95ZM100 179V178H99ZM98 179V180H99ZM123 179V178H122ZM152 179V178H151ZM158 179V180H159ZM163 179V178H162ZM194 179V178H193ZM13 180V179H12ZM63 180H64V178H63ZM90 180V179H89ZM98 180H96V181H98ZM113 180V179H112ZM198 180V179H197ZM79 181V180H78ZM85 181V180H84ZM83 181V182H84ZM88 181V180H87ZM102 181V180H101ZM123 181V180H122ZM144 181V180H143ZM166 181V180H165ZM175 181V180H174ZM174 181H172V183L174 182ZM183 181H185V180H183ZM193 181V180H192ZM200 181V183L202 182L201 180H199ZM198 181V182H199ZM7 182V181H6ZM12 182H14V181H12ZM75 182V181H74ZM73 182V183H74ZM95 182V181H94ZM117 183H118V181H116ZM164 182V181H163ZM168 182H170V181H168ZM196 183H198L197 181H195ZM195 182H194V184H195ZM3 183V182H2ZM9 183V182H8ZM7 183V184H8ZM57 183V182H56ZM115 183V182H114ZM166 183V182H165ZM175 183L177 184L178 182H176L175 181ZM200 183H198L199 185H200ZM257 183V184H258ZM14 184V183H13ZM24 184H27V187L25 186L24 187ZM75 184H77V183H75ZM116 184V183H115ZM168 184V183H167ZM175 184V185H176ZM178 184H180V183H178ZM18 185V184H17ZM83 185V184H82ZM86 185V184H85ZM117 185V184H116ZM170 185H173L172 187H174V183L173 184H171L170 183ZM180 185H182V184H180ZM188 185V184H187ZM196 185V184H195ZM202 185V184H201ZM204 185V184H203ZM1 186V185H0ZM9 186H11V185H9ZM13 186V185H12ZM19 186V185H18ZM71 185H69V187H70ZM75 186V185H74ZM111 186V185H110ZM119 186V185H118ZM176 186H178V185H176ZM175 186V187H176ZM197 186V185H196ZM262 186V185H261ZM262 186V187H263ZM4 187V186H3ZM13 187H15V186H13ZM33 187V186H32ZM76 187H78V185H76ZM81 187V186H80ZM79 187V188H80ZM85 187V186H84ZM100 187V186H99ZM119 187V188H120ZM126 187V188H127ZM205 187V186H204ZM262 187H260V188H262ZM5 188V187H4ZM26 188V189H25ZM72 188V187H71ZM74 188V187H73ZM83 188V186L81 187V189ZM87 188V187H86ZM85 188V189H86ZM116 188V187H115ZM177 188V187H176ZM183 188V187H182ZM193 188V187H192ZM194 188H195V186H194ZM193 188V189H194ZM203 188V187H202ZM202 188H201V190H202ZM209 188V189H210ZM34 189V188H33ZM63 189V188H62ZM78 189V188H77ZM80 189V190H81ZM104 189V188H103ZM117 189V188H116ZM123 189V188H122ZM136 189V190H135ZM196 189H198V188H196ZM1 190V189H0ZM25 190V191H24ZM26 190H29V196H27L28 195V191L26 192ZM61 190V189H60ZM83 190V189H82ZM112 190H114V189H112ZM118 190V189H117ZM124 190V189H123ZM169 190V191H168ZM178 190H181L180 188L178 189ZM187 190V189H186ZM208 190V189H207ZM248 190H250V188H248ZM262 190H264V187H263V189ZM262 190H260V191H262ZM3 191H7V190H3ZM9 191H10V187H9ZM8 191V192H9ZM56 191V190H55ZM85 191V190H84ZM182 191V190H181ZM180 191V192H181ZM251 191V190H250ZM16 192V193H15ZM72 192V191H71ZM77 192H79V191H77ZM104 192V191H103ZM115 192H117L116 190H115ZM190 192H192V191H190ZM194 192H195V190H194ZM197 192V191H196ZM1 193V192H0ZM26 193H27V195H26ZM38 193V192H37ZM45 193V192H44ZM83 193H85V192H83ZM91 193H93V192H91ZM118 193V192H117ZM72 194V193H71ZM79 194V193H78ZM77 194V196H79ZM101 194H103V193H101ZM105 194V193H104ZM116 194V193H115ZM190 194V193H189ZM66 195V194H65ZM85 195V194H84ZM84 195H83V197H84ZM87 195V194H86ZM100 195V194H99ZM98 195V196H99ZM106 195V194H105ZM104 195V196H105ZM117 195V194H116ZM139 195L141 196V198L139 197ZM3 196V195H2ZM1 196V197H2ZM36 196V195H35ZM41 196V195H40ZM81 196V195H80ZM79 196V198H77V197H75V198H77V200L74 198V200H76V202H79L78 200L80 199V201H81V198H82V202L80 203V205H83L82 203H84V199H83V197L81 196L80 197ZM89 196V195H88ZM96 197V193L95 194H93L92 196H91V201L90 202H92V203H90L89 201H85V205H84V207L83 208H85V206H86V204H87V206H88V203H86V202H89L90 204H92V205H94L95 207H97V206H99V203H97V198H98V202H99V197ZM107 196V195H106ZM105 196V197H106ZM122 196H125V195H122ZM53 197V196H52ZM54 197H56V195L54 196ZM68 197V196H67ZM67 197L66 198H63L65 201H70L71 199L70 198H68V199H70V200H66L67 199ZM70 197V196H69ZM116 197V196H115ZM120 197V196H119ZM126 197V196H125ZM188 197H192L191 195L190 196H188ZM86 198H90V197H87V196H85V200H87ZM124 197H122V199H123ZM128 198V197H127ZM130 198V199H131ZM180 198V197H179ZM182 198V197H181ZM221 198H224L225 199V201H226V198H225V195L224 194H222V196H221ZM8 199L9 198H7L6 199V201H8ZM62 199V200H63ZM95 199H96V201H95ZM112 199V198H111ZM125 199V198H124ZM178 198H176V200H177ZM192 199V198H191ZM1 200V199H0ZM10 200L11 199H9V204L11 203V202H13V200H11V202H10ZM40 200V199H39ZM47 200V199H46ZM74 200L70 203L69 202V204H70V206L69 205H66V206H68L69 208L70 207H73V208H71V210L69 209V211H71L70 213L68 212V209L66 210L67 211V213L64 211V209H62V207H64L65 208V206H64V204H62L61 202V200L59 199V201L60 202H58L57 204V207L59 206V205H61L62 204V207H61V209H60V207H59V210L61 211H63L64 213H65V215H66V217H67V214H72V218L75 216L74 215V213L76 214V216L73 218V220H70L71 219V215L69 216L68 215V217L66 218V220H65V222L67 221V219L68 218H70V219H68V221L71 223H73L74 224V226H76L75 225V222H74V219H75V221L77 220V219H81V220H79V222L81 221L82 223H83V225H85L84 223H87L86 225H88L89 227H90V225H91V222H92V224H94V220L96 219H94V217H96L95 215H92V216H94V217H92L91 216V214L89 213V215L92 217H90L91 219L90 220H87V217L85 216V214H86V212L87 211H85L87 208H85V209H83L80 213L78 212V210L80 209V205L78 206L77 205V207L75 206L76 205V202H75V204H73L72 206H71V204L74 202ZM126 200V199H125ZM3 201V200H2ZM1 201V202H2ZM65 201H63V202H65ZM104 201V200H103ZM121 201V200H120ZM124 201V200H123ZM180 201V202H179ZM35 202L37 203V202H41L42 204V206L44 207H42L44 210H45V206L46 207H48L49 209L48 210H43L44 211V214L43 215H41L42 213H43V211H41L40 212V210H42V208L41 209H38V208H40L41 206H39L38 205V203H37V205L39 206L38 208H37V206H36V204H35ZM117 202V201H116ZM126 202V201H125ZM124 202V203H125ZM182 202V203H181ZM4 203V202H3ZM8 203V202H7ZM119 203V202H118ZM188 203V202H187ZM189 203H191V200L189 201ZM6 204V203H5ZM5 204H1V205H5ZM46 204H49V201H47V203ZM67 204V203H66ZM78 204V203H77ZM98 204V205H97ZM117 204V203H116ZM121 204V203H120ZM6 205H8V204H6ZM11 205H12V203H11ZM11 205H10V208H11ZM92 205H91V207H92ZM196 205V204H195ZM216 206H219L220 205V200L215 204ZM86 206V207H87ZM100 206H101V204H100ZM99 206V207H100ZM194 206V205H193ZM197 206V205H196ZM195 206V207H196ZM199 206V205H198ZM82 207V206H81ZM94 207V209H97V208H95ZM102 207H103V205H102ZM102 207H100V209L102 208ZM118 207V206H117ZM120 207H121V205H120ZM122 207H123V205H122ZM15 208H13V209H15ZM51 208V209H50ZM74 208L76 209L75 211H77V213L74 211ZM79 208V209H78ZM90 208V207H89ZM88 208V209H89ZM190 208V207H189ZM199 208V207H198ZM206 208H207V206H206ZM47 209V208H46ZM91 209V208H90ZM100 209H99V212H100ZM115 209H116V207H115ZM9 210V209H8ZM11 210V209H10ZM9 210V211H10ZM50 210V211H49ZM55 210V211H54ZM58 210V211H59ZM47 211H49V212H47ZM54 211V212H53ZM57 211V212H58ZM73 211H74V213H73ZM97 211V210H96ZM109 211V210H108ZM111 211V210H110ZM190 211H193V212H190ZM48 213V215H47V217H45L44 215L46 214V213ZM52 212V213H51ZM62 212V213H63ZM84 212V216H82V214L81 213H83ZM90 212V211H89ZM93 212H95L94 210H93ZM98 212V213H99ZM101 212H103L102 210H101ZM120 212H121V210H120ZM182 212H187V213H189L190 212V214H184V216H186L185 218H187L185 221L184 220H180L181 218L179 217L180 215H183V213ZM206 212V211H205ZM41 213V214H40ZM50 213L51 214H53V213H55L59 218H56L57 216L56 215H54V217H55V220H54V217H53V215L51 216L50 215ZM97 213V212H96ZM124 213V212H123ZM122 213V214H123ZM247 213V212H246ZM250 213H251V211H250ZM77 214L79 215V214H81L80 215V218L77 216ZM103 214V213H102ZM121 214V215H122ZM234 214V213H233ZM259 214V213H258ZM60 215V216H61ZM64 215V216H65ZM89 215H87V216H89ZM99 215H100V213H99ZM124 215V214H123ZM144 215V216H143ZM203 215H205L204 216V218H206L207 219V221L209 222V224L211 223L212 224V226L214 227V231L213 232H211V233H209V232H206V231H204V228L206 229V227L204 226V224L203 223H201V221H204L203 219H202V217H203ZM45 217V218H47V219H49V217L51 216L52 217V219L50 218V220L49 221H51L52 222V220H54L52 223H56L55 225H53V224H50V225H53V226H51V229H53L54 228V226H56L59 222H61V223H59V226H60V224H61V226H62V228H61V226H60V228L58 227V225H57V229L55 228V230H52V231H50L49 232V230H48V228L45 230V228L46 227H48L47 226V224L43 221V219H42V221H41V219L40 218H43V217ZM101 216V215H100ZM127 216V215H126ZM240 216V217H239ZM102 217V216H101ZM131 217V218H132ZM213 217V218H212ZM44 218V219H45ZM130 218V219H131ZM97 219H99L98 217H97ZM95 220V223H96V221H99V220ZM133 219V218H132ZM183 219V218H182ZM205 219V220H206ZM46 220V219H45ZM57 220V221H56ZM115 220V219H114ZM129 220V219H128ZM49 221H47V222H49ZM59 221V222H58ZM67 221V222H68ZM89 221H91V222H89V224H88V222ZM134 221V220H133ZM184 221V222H183ZM40 222H43V223H41V225L39 226V224H40ZM66 222V223H67ZM69 222L67 223V224H69ZM100 222H101V220H100ZM100 222L98 223H96V226H97V224H99V225H101L100 224ZM65 223V224H66ZM76 223H77V227H79V225H81L80 223L78 224V222L76 221ZM109 223V222H108ZM115 223H116V221H115ZM135 223V222H134ZM138 223L135 225V226H137L138 225ZM9 224H12V231H11V233H9V229H8V226H11V225H9ZM66 224V225H67ZM72 224V225H73ZM123 224V223H122ZM132 224V223H131ZM50 225H49V229H50ZM70 225L71 224H69V225H67L68 227H70ZM83 225H81L80 226V228L83 226ZM86 225L85 226H83L84 227V229H82V230H84L83 232H80V230L81 229H79V228H77L76 229V227H73L72 226V230H74L73 228H75V230H74V233L76 232V233H80L79 235L80 236H82L81 238H83L84 236L83 235H85L84 234V232L86 233L87 232V230H89V233H87L88 235L89 234H91V232H93L92 234L93 235H95V231H97V230H93L92 231V227L94 228V226H95V224H94V226H92L91 225V232H90V229L88 228H86ZM130 225V223L128 224V226ZM134 225V224H133ZM138 225V226H139ZM208 225V224H207ZM206 225V226H207ZM66 226V227H67ZM209 226V225H208ZM219 226V227H218ZM220 226H222V227H220ZM246 226V225H245ZM53 227V228H52ZM121 227H125V226H121ZM120 227V228H121ZM127 227V226H126ZM141 227V226H140ZM254 227H256V225L254 226ZM59 228V229H58ZM85 228H86V230H85ZM98 228H100V226H97V229ZM102 228V227H101ZM103 228H104V226H103ZM130 228V227H129ZM137 228V227H136ZM218 228V229H217ZM50 229V230H51ZM96 229V228H95ZM138 229H140L139 227H138ZM210 229H212V228H210ZM248 229H250V228H248ZM251 229H252V227H251ZM260 229H261V227H260ZM66 230V229H65ZM64 230V231H65ZM67 230H68V228H67ZM70 231H71V229H69ZM263 230V229H262ZM69 231V232H70ZM99 231V232H98ZM98 233H97V235H99V233H100V229H98ZM141 231H142V228H141ZM144 231V230H143ZM197 231H201V232H198V234L199 233H202V234H200V235H198V236H200V237H198V236H195L196 234L195 233H197ZM212 231V230H211ZM217 231V232H216ZM222 231H224L225 232V235L223 234V232ZM247 231H249V232H247ZM264 231V230H263ZM44 232H41V233H44ZM47 232V233H46ZM214 232H216V234H212V233H214ZM255 232V233H254ZM66 233V234H65ZM72 232H70V234H71ZM74 233H72V235H76L77 236V234H74ZM82 233H83V235H82ZM102 233H104V232H102ZM57 234H54V235H56V236H58ZM62 234H64V235H67L68 236V233L67 232H62ZM69 234V235H70ZM86 234V236L88 237H86L87 239H89V236ZM91 234V235H92ZM101 234V233H100ZM52 235H53V233H52ZM72 235L69 237L71 240H72ZM97 235L96 236H94V237H97ZM48 236V235H47ZM47 236H45V237H43V239L45 240V239H47L46 237ZM56 236H55V238H53V239H55V241H57V239H56ZM76 236H74V238H73V240L75 239V241L77 240V238H76ZM144 236V235H143ZM145 236H144V239H145ZM12 237V238H11ZM54 237V236H53ZM62 237V236H61ZM61 237H59V238H61ZM66 237V236H65ZM92 237V238H91ZM94 237L93 236H90V238L93 240L94 239ZM98 237H102L101 235L100 236H98ZM198 237V238H197ZM49 238H51V237H49L48 236V239ZM58 238V237H57ZM58 238V242H60V239ZM64 238V237H63ZM67 238V237H66ZM78 238H80L79 236H78ZM12 239V242L10 241ZM47 239V240H48ZM53 239H51V240H53ZM62 239V238H61ZM68 239V238H67ZM70 239H68V241H70ZM91 239H89L88 241H90ZM96 239V238H95ZM98 239V238H97ZM178 239H180V240H178ZM51 240H50V242H48V243H51ZM72 240V241H73ZM83 240H85V239H83ZM249 240V242L251 241H253L254 240V244H253V246H249L248 244H247V241ZM46 241V240H45ZM54 241V240H53ZM63 241V239L61 240V242ZM72 241H70V244L73 246V245H75V244H73L74 243V241L72 242ZM78 242H79V248H80V242H82L83 244L86 242V241H82L81 239L80 240H77ZM94 241V240H93ZM96 241V240H95ZM94 241V242H95ZM98 241H99V239H98ZM185 241V242H186ZM63 242H66V241H63ZM62 242V243H63ZM72 242V243H71ZM181 242V241H180ZM183 242V241H182ZM248 242V243H249ZM250 242V243H251ZM47 243V244H48ZM54 243V242H53ZM61 243V245H60V247L62 248L63 247V249H64V245L63 244H65V243H63L62 244ZM76 243V242H75ZM81 243V244H82ZM88 243V242H87ZM87 243H85V244H87ZM93 243V242H92ZM90 244V245H94V244H96V243H99V245L101 246V244H100V242H96V243H93V244ZM221 243V242H220ZM249 243V244H250ZM54 244H57V242L56 243H54ZM59 244V243H58ZM66 244H68V242L66 243ZM66 244H65V249H64V253H66L65 251H66V249L67 248H72V246H66ZM78 244V243H77ZM176 245H177V243H175ZM174 244V245H175ZM187 244V243H186ZM193 244V245H194ZM90 245H89V249H90ZM188 245H190V244H188ZM187 245V246H188ZM196 245V244H195ZM202 245V246H203ZM212 245V244H211ZM211 245H210V247H211ZM216 246H217V244H215ZM220 245V244H219ZM251 245H252V243H251ZM84 246V245H83ZM98 244L96 245V247H95V245H94V247L97 249L98 247ZM147 246V245H146ZM149 246H147V247H149ZM60 247H58V249H61ZM74 247V246H73ZM81 247H82V245H81ZM88 247V245L87 246H85V248H86V252H87V248ZM189 247V246H188ZM191 247V246H190ZM194 247V246H193ZM198 246H196V248H197ZM214 247V246H213ZM212 247V251L213 252H215L214 250H216V249H214ZM219 247V246H218ZM50 248V249H49ZM70 248V249H71ZM74 248H76V247H74ZM72 249V251L73 250H75V249ZM83 248V247H82ZM82 248H80L81 250H82ZM84 248V249H85ZM100 248V247H99ZM153 248V249H152ZM78 249V248H77ZM79 249V250H80ZM83 249V250H84ZM94 250V251H97L96 253L98 254V256H100L101 257V254L99 255V250L97 249V250ZM172 249H173V246H172ZM171 249V250H172ZM175 249V248H174ZM176 249H177V246H176ZM175 249V250H176ZM81 250L80 251H77V253H80L81 252ZM91 250H92V247H91ZM169 250V249H168ZM167 250V251H168ZM182 250V249H181ZM219 250V249H218ZM47 251V253H49V255L47 256V257H50V260H52L53 258H56V257H59V258H61V256H64V255H66V254H61V252L60 253H57V252H59V250L55 253V254H53L55 251H53V252H51V251H49L48 252ZM62 251V250H61ZM67 251H70V250H67ZM150 251H149V253H150ZM50 252H51V254L54 256V255H56V254H60L61 256H58V255H56V256H54V257H52L51 255H50ZM74 252V251H73ZM72 252V253H73ZM75 252H76V250H75ZM89 252H93V250L92 251H89ZM170 252H172V251H170ZM170 252H168V253H170ZM182 252V251H181ZM200 252V251H199ZM205 252V251H204ZM70 253V252H69ZM72 253H70L71 255H73ZM168 253H166L165 255H167ZM173 253H175V252H173ZM209 253V252H208ZM207 253V254H208ZM70 254H68V255H70ZM81 254V253H80ZM80 254H74L75 255V258H76V255L79 257H77L78 259H80ZM82 254H83V252H82ZM86 254H88V253H86ZM86 254H84L83 256H82V258L80 259V260H83V263H85V264H87V262H85V259H87V258H85L84 259V257H87V255ZM90 254V253H89ZM93 254H94V252H93ZM143 254H145V255H147L146 253H143ZM171 254V253H170ZM176 254V253H175ZM179 254V253H178ZM178 254H176L177 256H179ZM184 254H186L185 252H184ZM206 254V253H205ZM206 254V255H207ZM213 254V253H212ZM216 254H220V252H216ZM68 255H66V257H68ZM86 255V256H85ZM169 255V254H168ZM174 256V257H177V256ZM182 255V254H181ZM189 254H187V256H188ZM192 257H195V256H197L198 257V255L199 254H197V251H196V253L195 252H193L192 254H190ZM210 255V254H209ZM214 256H218V255H215V254H213ZM89 256H91V259H94V261L93 262H97V261H95V259H96V256H95V254H94V256H95V258H93L92 257V255H89ZM148 256V255H147ZM147 256H146V258H147ZM151 256V257H152ZM171 256V255H170ZM205 256V255H204ZM51 257H52V259H51ZM65 257V256H64ZM65 257V258H66ZM73 258H70V257H68V258H70L71 260H72V262H73V259H74V261H75V258H74V256H72ZM99 257V258H100ZM143 258L145 257V256H142ZM150 257V258H151ZM163 257H165V256H163ZM181 257V256H180ZM179 257V258H180ZM182 257H184V256H182ZM196 257V258H197ZM200 257V256H199ZM198 257V258H199ZM202 257V256H201ZM222 257V256H221ZM59 258H56V260L55 261H51V263H53V262H61V261H59ZM77 258H76V260H77ZM178 258V257H177ZM186 258V257H185ZM191 258V257H190ZM195 258V259H196ZM62 259V258H61ZM67 260V261H71V260ZM88 259H89V257H88ZM91 259H89L90 261H91ZM142 259V258H141ZM152 259V258H151ZM163 259V258H162ZM168 259V258H167ZM170 259H171V257H170ZM174 259V258H173ZM189 259V258H188ZM194 259V260H195ZM217 259V258H216ZM225 259V258H224ZM246 259V260H245ZM88 260V261H89ZM96 260H98V261H100L101 260V258H100V260L97 258ZM146 260V259H145ZM158 260V259H157ZM176 260V259H175ZM181 260H183V259H181ZM191 260V259H190ZM189 260V261H190ZM46 261V262H45ZM63 261V260H62ZM67 261H65L64 260V263H66L67 264ZM77 261H79V260H77ZM87 261V260H86ZM90 261H89V263H90ZM150 261V260H149ZM154 261V260H153ZM152 261V262H153ZM162 261V260H161ZM165 261V260H164ZM177 261H180V259L179 260H177ZM176 261V262H177ZM193 261V260H192ZM72 262H70V263H68V264H71ZM82 262V261H81ZM80 262V263H81ZM92 262V263H93ZM158 262H160L159 260H158ZM158 262H156V263H158ZM226 262V263H227ZM50 263V264H51ZM91 263V264H92ZM100 263H102V262H99V264ZM155 263V262H154ZM164 263V262H163ZM243 263V264H244ZM49 264V263H48ZM57 264V263H56ZM62 264H63V262H62ZM74 264V263H73ZM75 264H79V262H75ZM82 264V263H81ZM94 264V263H93ZM97 264H98V262H97ZM160 264V263H159ZM179 264V263H178ZM217 264V263H216ZM218 264H224L223 263V261H222V263H220V260H219V263ZM246 264V263H245Z\"/></svg>",
  "mask_w": 264,
  "mask_h": 264
}]
</instances>
